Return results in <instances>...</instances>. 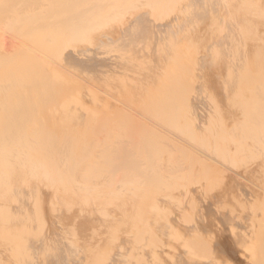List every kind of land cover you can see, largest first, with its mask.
Segmentation results:
<instances>
[{
  "label": "rangeland",
  "instance_id": "374dc122",
  "mask_svg": "<svg viewBox=\"0 0 264 264\" xmlns=\"http://www.w3.org/2000/svg\"><path fill=\"white\" fill-rule=\"evenodd\" d=\"M91 1V0H90ZM107 0H105V1H101V3L102 2H106ZM112 2L114 1V6L112 7L113 9H115L114 7H116L117 5L115 4V3H120V1L122 2V0H118V2H116L117 0H111ZM111 1H109V3L111 2ZM138 2H139V4L141 3L142 5L144 4V2L142 3V1H140V0H137ZM137 1L135 0H132V2H135V3H133V4H136L137 3ZM246 1H248V0H244V3H242L243 2V0L241 1V4H242V7H243V4H245L246 5ZM256 3H255V2ZM259 1V3L257 2V0H253V1H250V2H248V3H250L252 6H253V4L256 6V8H255V6H253V7H250V4H248L247 6L248 7H250V8H252L251 9V11L253 10L254 11V13H259V12H261L262 10L261 9H264V4L263 3H260L261 2V0H258ZM85 0H83L82 1V6L80 7V6H78V7H80L82 10H81V12L82 13H86V12H89L90 10H92L93 11V9L95 10L96 9V5L94 6V8L93 9H90V8H92V6L89 8V10L88 9H85L84 7H83V5L85 4V6H90V5H87V3L88 4H91L92 2H90L89 3V0L87 1V2H85ZM108 2V1H107ZM252 2H254L253 4H252ZM262 2H264V0L262 1ZM100 2H98V4H99ZM103 3V4H104ZM240 3V2H239ZM258 3V4H257ZM97 4V3H96ZM106 4V3H105ZM104 4V5H105ZM108 4V3H107ZM106 4V5H107ZM138 3L136 4V6L137 5H139ZM232 4H238V3H235V2H232ZM240 4V5H241ZM259 4H263L262 6L260 5V7L258 6ZM92 5V4H91ZM94 5V4H93ZM100 5V4H99ZM98 5V6H99ZM104 5H100V7L102 6H104ZM110 5V4H109ZM240 5H238V6H235V7H238V8H240ZM75 6V5H74ZM73 6V7H74ZM120 6H121V3H120V5H118V7L120 8ZM132 6V5H131ZM136 6L133 8L134 10L132 11V13L134 12V14L137 16V18H136V16H134V14H133V16H132V13L130 12V11H127V10H125L124 8H120V9H122V10H118L117 9V7H116V9L115 10H113L110 6H109V8L111 9V11L113 10V15L112 16H114V19L113 18H109L108 16H109V14H107L106 12H108L109 10L106 8V10H108V11H106V10H104L105 12H104V18H106L105 16H106V14L108 15L107 17L109 18L108 19V21H105V20H101V19H103V16H102V14H101V12H103L102 10L100 11V14L98 15L99 17H100V19H98V20H101V26L100 27H97V26H99V23H96L98 20H97V18L96 17H98L97 15H95L96 17V20L97 21H95V23H96V25H94L95 23H93V22H91V19H93V16H92V14L94 15L95 14V11H93L94 13H92L91 11V17H90V15H86L85 14V16H84V14H80L79 13V15H83V17H81L80 16V18H81V20L80 21H85V22H83V25L82 24H80L81 22L78 20L77 22H79V24H80V26H81V28H82V31H80V34H77V32H79L78 30H79V28L80 27H78V25H77V27L78 28H76V25L73 27V28H76L77 29V31H76V29H73V30H75L76 31V33H74V35L73 36H76V34H77V37H78V35H80L79 36V38H77V40H76V38L73 40L72 39V37H70L71 39L69 40V38H68V40H66V41H68V42H66L65 40H63V46L60 48L59 47V49L58 48H55L54 49V51L52 50V51H50V53H47L48 55H49V57H48V55L47 54H45L46 56L45 57H48V58H46L47 60H48V62H49V64H51V65H53L55 62H57V60H59L60 59V61L59 62H61V60L62 59H65V58H67V56H69L70 54V56H73L74 54L75 55H77L78 54V56L82 53V60L83 61H81V62H85V60L84 59H86V61L88 60V57H89V53H91V55H90V58L92 57V59L95 57V56H93V54H95L96 56H98V57H100L99 59L98 58H95V61H94V59H93V62H98L99 64H100V68L97 66L98 65V63H95L96 64V66H95V64H93V62H92V64L93 65H88L87 63H84L83 64V66L85 65V67H87V66H91V67H88L87 68V70H89V71H85L86 69H85V67H83L82 66V64H79L78 65V67L76 66H72V67H69L68 68V72H70V73H68L67 71L65 72V75L64 76H66L65 77V80H64V76L63 75H59L58 76V73H55V71H54V69L52 70V68L51 67H47V70L46 71H48V72H46V74L48 73V75L47 76H49V78L47 77V79L49 80V79H51V77L52 78H54L53 76L56 74V76H58L60 79L59 80H62V78H63V82L64 81H66L67 82V84H71V86L69 85H61V83L63 84V82H60L59 84L62 86V89L60 88V85L59 84H57V83H55V85H53L54 86V91L55 92H57V90H59V91H63L64 92V90H65V92H67L66 93V97H65V95H64V93L62 92V94L61 95H63L62 96V98H61V96H60V98L62 99H60V98H58L57 97V99H58V101H56V102H58V103H63L64 104V99L66 98L67 99V96L68 97H70L69 99H67V100H69V101H72V106L74 107H69L68 105V102H66V100H65V104L67 103V107L65 106H63V104L62 105H56L57 106V113H51L52 111H50V110H53L54 108H55V104H54V102H55V100H52L51 98H53V96L51 95V92H50V94H49V91H47V89H46V92H48L47 94H49V95H51V96H49V98L52 100H50V101H47V100H45V98H44V100H45V103L47 104H49V105H51L52 103L54 104L53 105V109H48V108H51L52 106H50V107H48L47 109H48V111H50V112H47V109L45 108V109H43L45 106H44V100H43V106H42V109H41V105H39L40 106V108L38 107V109H41V111L40 110H38V112H37V114L38 115H36V116H38V117H35V111H36V108H35V106H34V104H41L42 103V101H38L37 100V96L35 97L36 98V100H37V103H35L34 102V99H33V97L31 98V96H30V98H31V100L33 99V102L32 103H34L33 105H31V106H34L33 108H32V110H29V109H31L30 107H29V109H28V113H25V110H23V108L24 109H27L26 108V105H22L21 103L19 104L20 105V107H17L14 103H12V104H14V106H16L17 108H21L22 106H24V107H22L21 108V110L22 111H24V112H22V111H19V115L22 117L21 119H20V121L21 122H23L24 120H23V116H24V114L23 113H25V117H35V119L33 118V119H31L30 120V122H29V119L26 121L25 120V122L24 123H22L23 125V127H21L20 126V128L19 127H17V125L15 124V125H12L11 123L15 120L14 118V120H12L11 121V123H9L10 121H6V123H2V122H5V120L3 119H1L0 121H2V122H0V130L1 131H4V130H2V129H4V128H1V126L2 127H4V126H10V125H12V126H15V127H11V129L10 130H7L6 128L7 127H5V129L7 130H5V132H2L3 134L4 133H7V134H4V137H1L0 138V141L4 138H8V137H5V135L6 136H9V138H8V140L9 139H14L16 136H18V138H20V136L21 135H26V132H27V130H29L27 133L29 134V137L31 136V134L33 133V135L34 134H36V138H35V135H34V137L33 138H35L34 140L33 139H31L32 137H30V139H29V137L26 135L25 137H27V140L28 141H31V140H33V142L31 141V145L30 144H24L23 146H29V148L31 149V150H25L24 152H21V150L23 151V148L24 147H22V149L19 151V147L21 146H18L17 147V150H15V151H17L16 153L15 152H12V155L9 153L10 151H8V153L9 154H7V156L6 155H3V154H5V149H7L6 147L5 148H2L3 150H2V152H3V154L1 153V149H0V153H1V156L0 157H3L4 156V158H3V160H2V158H1V161H0V170H2L1 172H0V264H31V263H29V262H32L33 260H35L34 262H37V260H38V263H36V264H42V263H40V261L41 262H43V264H56L57 263V261L55 262L54 260H57L56 259V257L57 258H59L58 259V262H60V260H61V258L63 259V263L65 264V262H64V260L66 261V258H64V257H67V264L69 263V264H75V263H77V264H264V209H262L264 206V198L262 197V196H264V195H262V194H264V186H262V185H264V138L262 137V136H264L263 134H264V127L262 128V126H264V113H263V110H264V94H263V91L261 92L262 94H260V92L259 91H261V90H259L258 89V85H260V83L262 84L261 85V87H264V72H263V70H264V67H262V66H264L263 65V61L262 60H264V58H262V57H264L263 55H261L260 53H263L264 54V49H263V46L262 45H264V43L262 44V41H264V24H262V21H260L261 23H256V27H258V28H260V29H254V26L255 25H253L252 26V28H248V27H250V25H252V21H251V18L252 17H254V18H252V20L254 21V22H257L258 20H260V19H262L263 20V12L264 11H262V15L263 16H261V14H260V19H259V15H255V14H253V15H255V16H257V18H258V20L257 21H255L254 19H255V16H252V14H250V12L248 13V12H245V14L247 13V14H249L248 16L249 17H251L250 19H249V17H247L246 15H245V17H247V19H249L250 21H251V24L250 23H247V22H245V20L243 19L242 20V22H245L246 24H247V26L244 24V26H245V29L246 30H244L243 29V26L241 25V27H239V28H242L245 32L244 33H246L247 31V34L249 35L248 37H250V35L251 34H253L254 33V31L256 30L257 32L256 33H258L259 31H260V35L259 34H255V36L253 37L252 35H251V37H250V39H246V40H252V43H251V41H245V43H241L242 41H240L241 39H242V37H240L239 39V42L243 45H245L246 44V42H248L247 44H246V46L247 45H249V46H247L246 48V50L244 51V49H245V47L243 48V53L241 52V51H239V49H238V51H235V53H239L240 54V52H241V56H242V54L243 55H245V57L243 56V57H241V56H239V54H238V56H237V54H236V56H232L233 58H237V57H241V59L243 58V60H242V62L244 63L243 65L244 66H246V61L248 60V63H247V65L248 64H251L252 62L254 63V64H252V68H251V66H247L248 68H246V67H244L243 68V70H240V72L241 71H244L245 72V70L244 69H250V71H252V72H254L253 74L254 75H256V76H254L253 74L251 75H248L247 76V74H248V72H247V74H246V72L243 74V75H241V76H247V77H244V78H250V76H252V78H254V80H247V85H248V83H249V87L245 84L244 85V83H246V82H243V79H242V84L244 85V86H247L246 88L244 87V86H242V88H241V86H240V89L238 88V89H236L235 88V86L237 87V85L239 86V84H237V85H235V82L237 81V80H235L234 81V79L233 78H231V76H229L228 75V72H226V70L224 71V72H226V73H224V72H222L223 73V75H224V78H226V76L228 75L229 76V78H228V76H227V80L228 81H230V78L232 79L231 81H232V83H233V81H234V84H232L231 83V87L228 85V84H226V88L223 86V89H221L222 87H220L219 85H217L212 79H209V77L210 76H207L208 78H206V80H207V82H209V83H207V85L209 86V87H207V85L204 87L205 88V93H206V97H207V93H208V91L210 92V94H212V95H210L211 97H214V98H207L206 100L205 99H203L204 97H203V95H204V93H203V95H202V99L201 98H199L198 100L199 101H197V99H195V98H193V93L195 92H197L198 90H200V88H199V86L198 87H196V85H192V87L193 88H195V89H197V91H194V90H192V92L193 93H191V92H189V90H188V92L191 94V96H192V98H190V96L188 97V98H190V99H193V100H195L196 102H199V104L200 105H203L204 104V102L205 103H209V101L210 100H213V102H215L214 101V99L215 98H217L216 99V103H217V105H216V103L214 104L213 102L211 103V104H208V105H204L205 106V108H207L206 110L208 111V107H212V109L215 107V105H216V110H217V108H218V110L221 112L220 114H219V111H218V116L220 115V117H218L217 116V113H216V116H217V118L216 119H214L216 116H214L215 114H214V112L211 114V109L209 110V112H210V114H211V116L213 117L212 119H211V116H210V114H208L207 112H204L203 110H205V108L204 109H202L203 108V106H200L199 104H196L195 102V104H193V100L191 101L190 100V102H192L191 103V105L190 104H188L187 102V96L184 94V93H182V94H184L186 97V99L185 98H182V100H186L187 102H185L186 104H188L189 105V107H185L184 109L182 108V106H184L185 104H182V102L181 103H175V102H173V101H176V100H180L179 99V97L182 95V94H180V96L178 97V99H177V97H176V100H175V98H174V96H173V94H172V98H171V96H170V98L173 100H171L175 105H173V106H175L174 107V109L175 110H177V107H179L180 108V110H181V113L180 114H178L179 112H180V110H177V111H173V112H171V110H174L173 109V106H170L171 104H173V103H171L170 104V99L169 98H166L167 99V101H165V98H163V97H160V96H158V97H160L161 98V100H164L162 103H163V106H161V101L160 102H158V103H155V101L157 102V101H159L160 100V98L157 100H152L153 98H155V94L156 95H159V94H157V93H153V95H154V97H153V95L152 94H150V96L148 97V98H151L149 101V103H151V102H153L154 104H155V107H156V104L159 106V103H160V106L159 107H156L154 110H153V113H152V111H151V117L152 116H156V112H157V114H159V112H160V115H162L161 113V111H156L157 109H159L160 107H162V109H163V107L165 108V110H166V102H168L169 101V103L167 104V105H169V107L170 108H172L171 110H170V108L169 107H167V111H165L164 109L162 110V111H165V112H168V109H169V114L168 113H164L163 112V117L165 118V119H167V120H169V118H172L174 115V119H176L177 120V122H178V117L180 116V119L181 120H179L180 122H178L179 123V125L176 123V125H178V128H180V129H176V131H178L177 133H176V131H174L173 129H174V127H176V126H174L175 125V123H174V125L172 126V128H170L171 126H170V124H172V121H171V123H170V120L168 121V123H170V124H168V126H170L169 127V130H171V131H168V132H166V130L165 129H167V127L166 128H164L165 127V124H163L164 123V121H165V119L163 120V117L162 116H160V115H158L157 116V118H154V119H151V118H149L150 117V113H148L150 110H149V108H148V115H149V117H148V115L146 116H144L143 115V113H142V111H141V109L139 110V108L138 107H143V105H142V103L144 104V102H145V104L146 105H148V100H147V97H146V99H144L145 97H143V100H147V102L146 101H141L142 100V98L140 99V97H142L139 93H138V96H137V93L134 95V96H137L138 98H139V100H136V98L133 100V102L136 100V102L137 101H139V106H135L136 108H138L137 110L134 108V105L132 106H129L130 104H128L129 103V101H130V103H132V100H131V95L129 96V94L128 93H130V92H126V95H127V97L129 96V98H127V99H129V100H127L128 101V103L125 101L126 100V98H125V96H122L121 95V92L119 91L120 89H118L117 90V88H118V86H119V88H122L123 86H126V84H127V86H129V85H139L140 86V83L141 84H143V82L146 80V79H149L150 80V84L152 85V82H153V84L155 83H159V82H154V81H151V80H154L153 78H154V76L147 70V72H145L146 70H143V72L144 73H146L145 74V76H144V78H146V79H144L143 78V76H142V74L141 73H143V72H141L140 73V71L139 72H137L136 70H138V69H132V71H131V68L133 67H137V68H139L138 66H137V64H136V66H133L132 64H135V63H133V62H136V61H138L139 60V62L141 61L140 59H145V55L146 54H148V53H146V52H149V54L150 53H152L153 54V57H152V55L150 54V55H146V57L148 58V59H145V61H146V63H148L149 64V62H153L154 64H152V62L150 63L151 64V66H153V65H155V63H158L159 64V62H160V60L157 58L158 57V55H159V50H158V52H157V56H156V54H154L155 52L154 51H157L156 50V47H154V49L152 50V48L153 47H151V49H150V47L149 46H151V45H148L149 43L148 42H150L151 43V41L153 40L154 41V37H155V35H157L156 33H155V35L153 34V36L154 37H152V34L151 33H153V32H155V31H150V29L148 28V25H151V27H152V23L154 22V24H153V26H157V25H159V24H157V23H159V22H157V21H160V23L162 22V21H164L163 19V16L161 17L160 15V13H161V11H160V13H159V15L157 14V16H160L161 18H163V19H161L160 17V19H157L156 18V14H155V10L154 9H152V7L148 10V9H145V8H147V7H145L144 9H143V7L144 6H141V7H137V9H136ZM174 6V4H172V6L171 7H173ZM247 6H245V8L247 7ZM76 7V6H75ZM74 7V8H75ZM77 7V8H78ZM85 10H87V11H84V9ZM100 7H97V8H100ZM106 7V6H105ZM107 7H108V5H107ZM130 7V6H129ZM128 7V8H129ZM247 7V8H248ZM259 7V8H258ZM263 7V8H262ZM70 9H71V6L69 7ZM140 8H142L144 11H146V12H151V13H147L146 14V18H148L147 17V15L149 16V21L151 20L150 19V17H154V18H156L157 19V21H151L150 23H148V25H147V28H148V30L147 29H144L145 30V32H147L148 34H149V37H151V38H153L152 40L149 38L148 40H151V41H147V39H146V37L148 36V34L146 35V33H144L145 34V39L143 40L144 42L145 41H147V43L148 44H146V43H142V45H147L149 48H148V51H144L143 50V48H145L146 49V47H144V46H142V45H140V41H142V40H140V39H142V37H144V35H143V33L141 32H137L138 34H140L139 36V38L137 37V33L135 32V33H132V34H129V33H127L128 31H126V32H122L123 31V29H126L127 28V26H128V24H129V22L131 23V21L133 22V20H134V22H133V24H135V25H137V22H138V20L140 21V22H138V24L141 26V27H143V26H145V25H143L144 24V21L146 20L144 17H145V15H142L143 16V18H144V20H142L141 21V18H142V16H141V18H140V15L142 14V13H140V12H143V10H141ZM174 8V7H173ZM244 8V7H243ZM253 8H255L256 9V11L259 9V12H256L255 11V9H253ZM258 8V9H257ZM63 9V8H62ZM64 9L65 10H69V9H66V7H64ZM76 9V8H75ZM101 9V8H100ZM132 9V8H131ZM138 9H140V12L138 11ZM152 9V10H151ZM162 9L164 10L165 8H163L162 7ZM168 9V8H167ZM175 9V8H174ZM98 10V9H97ZM125 10V11H124ZM140 13V15L138 16L137 14L138 13H136L137 11ZM159 10H161V9H159ZM159 10L157 11V12H159ZM162 10V13L164 12ZM235 10H237L236 8H235ZM240 9H238L237 11H239ZM246 10V9H245ZM247 10H249V9H247ZM70 11H72V9L70 10ZM114 11H117V12H115L114 13ZM121 13V11H124V12H122L124 15H120L119 14V12ZM172 11V10H171ZM169 12V11H165L164 12V14H165V16L164 17H166L167 16V18H168V16L170 15V16H173V14L175 15V13H173L172 14V12L174 11H172V12ZM176 11H177V9H176ZM65 12V11H64ZM73 12H74V9H73ZM78 12H79V10H78ZM125 12H127V13H125ZM145 12V13H146ZM166 12H168V13H166ZM243 12V11H242ZM241 12V13H242ZM60 13H61V15L63 16L64 15V17H62L64 20H62V21H64L63 22V24L62 23H59V28H60V30L58 29V31H56V29L54 28V30L56 31V33H59V34H61V33H63L64 32V30H69V28H68V26H67V29H66V25L64 24L66 21L68 22H73V23H76V18L74 19V17H76V16H74V17H71L72 16V14H71V16L69 15L70 14V12H65L66 14L67 13H69V14H67V15H69L70 16V18L71 19H69V18H67L68 16L67 15H65V13L63 14V10H62V12L60 11ZM72 13V12H71ZM77 13V12H76ZM111 13H110V16H111ZM128 13H130V15L128 14ZM144 13V14H145ZM153 13V14H152ZM244 13V12H243ZM88 14V13H87ZM115 14L117 15V14H119V17H123V16H127V17H129V19L127 20L126 19V21H125V17H123V20H121V18H118V16H115ZM163 14V15H164ZM60 15V14H59ZM60 15V16H61ZM151 15V16H150ZM155 15V16H154ZM242 15V14H241ZM131 16V17H130ZM243 17H244V14L242 15ZM241 16V17H242ZM85 17V18H84ZM117 17V18H116ZM140 19H139V18ZM61 18V17H60ZM61 18V19H62ZM74 20H73V19ZM88 18V19H87ZM89 18H90V20H89ZM95 18H94V20H95ZM132 18V19H131ZM136 18V19H135ZM256 18V19H257ZM57 19H59L58 17H57ZM60 19V20H61ZM83 19H85V20H83ZM112 19V20H111ZM116 19H118V21H116ZM169 19H171V17L170 18H168V19H166L165 18V21H168ZM246 19V18H245ZM60 20H58V22L60 21ZM66 20V21H65ZM86 20H88V23L86 22ZM110 20V21H109ZM162 20V21H161ZM249 20H248V22H249ZM61 21V22H62ZM91 23H90V22ZM119 21H120V23H119ZM137 21V22H136ZM147 21L148 20H146L145 21V23L147 24ZM148 21V22H149ZM247 21V20H246ZM57 22V21H56ZM100 22V21H99ZM109 23L110 22V24L112 25V24H114L115 23V25L113 26H111V27H115V26H119L120 24V26L121 27H124L123 29H121L120 28V26L119 27H117V28H120V31H119V34L120 35H118V37H117V35L115 34L117 31H118V29L117 30H115L114 31V33H110V31L112 32L113 30L110 28V27H108L109 25H107V24H105L106 26H104L103 24L104 23ZM112 22V23H111ZM118 22V23H117ZM122 22L124 23V22H127V23H124V24H127V26L125 27V26H123L122 25ZM143 22V23H142ZM241 22V23H242ZM253 22V24H255ZM116 23H117V25H116ZM165 23V22H164ZM167 23V22H166ZM263 23H264V21H263ZM56 25H57V23H55ZM54 24V25H55ZM61 24V25H60ZM67 25H68V23H66ZM78 24V23H77ZM85 24H87L86 26H85ZM143 26H142V25ZM243 24V23H242ZM249 24V25H248ZM258 24V25H257ZM55 25V27L57 28L58 27V25L56 26ZM65 25V27H63V26ZM69 25H70V23H69ZM132 25V23L131 24H129V26H131ZM261 25H263V27H261ZM64 28V30H63V28ZM70 26H73V25H70ZM83 26H85V27H83ZM260 26V27H259ZM54 27V26H53ZM104 29H103V28ZM109 29L110 28V30H108L107 28ZM247 27V28H246ZM255 27V28H256ZM62 28V29H61ZM80 28V29H81ZM101 28V30H103V32L101 31V30H99V29ZM145 28V27H144ZM153 28H155V27H152L151 28V30H153ZM52 29V28H51ZM114 29H116V27L114 28ZM142 29V28H141ZM247 29H249V30H247ZM253 29V30H252ZM54 30H50V31H52V32H50V34L51 33H53V31ZM67 30V31H68ZM72 29H71V31H73ZM108 30V31H107ZM143 30V29H142ZM154 30H157V27L154 29ZM241 30V29H240ZM239 30V31H240ZM49 31V30H48ZM99 31V32H98ZM239 31H238V33H239ZM61 32V33H60ZM70 32V31H69ZM74 32V31H73ZM242 32V31H241ZM251 32V33H250ZM56 33H53L52 35H54V34H56ZM72 33V32H71ZM108 35H107V34ZM124 34V36L122 37L121 36V34ZM243 33V34H244ZM261 33H263V36L261 35ZM64 34V33H63ZM99 34V35H98ZM110 34H111V36L112 35H114V36H112V38L113 37H117V40H116V37L114 38V39H112L111 38V36H110ZM135 34V35H134ZM137 34V35H136ZM143 36H142V35ZM240 35L239 36H241V34L242 33H239ZM242 34V35H243ZM57 35V34H56ZM55 35V36H56ZM130 36L129 38L130 39H139V41H138V39H137V41L139 42H136V41H134L133 43H137V44H135V45H139L140 47H138V46H134V44H130V46H134L135 47V49H137V52H136V54L134 55V57H133V53H131L130 54V52H128V51H131L132 49H134V48H132L131 50H129L128 48L130 47H126L127 48V52H128V54L129 55H131L132 57H133V60L131 59V56H130V59L131 60H129V57H128V63H129V61H131L130 63L131 64H129L130 65V67H126V64L125 63H123L122 61H124V62H126L127 61V55L126 54H124V49L125 48H123L122 47V50H123V54L126 56V57H124V55H122V52H121V46H120V48L118 47V43H119V45H122L123 46V44H124V40H125V44L128 46V44L129 43H127V41H126V39L128 38V36ZM244 35H246V34H244ZM243 35V36H244ZM254 35V34H253ZM257 35V36H256ZM54 36V37H55ZM59 36V35H58ZM71 36H72V34H71ZM104 36H108L107 38H105ZM142 36V37H141ZM68 37V36H67ZM110 37V38H109ZM119 37L122 39V41H120V39H119ZM125 37H127L126 39H125ZM137 37V38H136ZM246 37H247V35H246ZM252 37H253V39H252ZM74 38V37H73ZM100 38V39H99ZM124 38V39H123ZM128 38V39H129ZM148 38V37H147ZM243 38H245V36L243 37ZM118 39H119V41H118ZM129 39V40H130ZM258 39V40H257ZM261 41H260V40ZM109 40V42H110V40H112L113 42H110L109 43V45H108V41ZM245 40V39H244ZM37 40H35V41H33L34 43L36 42ZM77 41V42H76ZM107 42V45H108V50L110 49V48H114V50H113V48H112V50H113V53H112V56H110L111 55V52H109V54H107V56H106V52L108 53V50H106L105 52H103L104 53V59H102V61H101V56H102V54H100V51H104V49L105 48H103L104 46H106V45H104L105 43H103V42ZM116 41V42H115ZM255 41V42H254ZM261 42V44L259 43V45H260V47H259V45H258V42ZM30 42L32 43V44H34L32 41H31V39H30ZM65 42V43H64ZM70 42V43H69ZM72 42V43H71ZM80 42V43H79ZM122 42V43H121ZM156 42V41H155ZM155 42H154V44L152 43V46H154L155 45ZM77 43H78V45H80L79 47H77ZM112 43L113 44H116V45H113L112 46ZM130 43H131V40H130ZM250 43V44H249ZM257 45H256V44ZM29 44V43H28ZM68 44H71L70 46L68 45ZM124 44V46H126ZM254 44H255V46H254ZM65 45H66V47H65ZM75 45V46H74ZM101 45H104L103 47L101 46ZM111 45V46H110ZM70 48V51H69V48ZM71 46H72V48H74L75 49V51H74V49H72L71 48ZM74 46V47H73ZM101 46V47H100ZM114 46H116V47H118L119 48V50L118 51H116V49H115V47ZM252 48H251V47ZM65 49H64V48ZM76 47V48H75ZM100 49V51H99V49ZM110 47V48H109ZM138 47V48H137ZM142 47V48H141ZM258 47V48H257ZM261 47H262V51L260 50L261 49ZM63 48V49H62ZM68 48V49H67ZM103 48V49H102ZM106 48H107V46H106ZM248 48H250L249 49V51H248ZM255 48H257V49H255ZM61 49V50H60ZM67 49V50H66ZM81 49V50H80ZM95 49H97V50H95ZM138 49L141 51V49L143 50V53H145V54H143V55H139V56H143L142 58L140 57V59H135V57L136 58H139V57H137V54H139L138 53ZM258 49H259V51H261V52H259L258 51ZM64 50H66V51H64ZM80 50V51H79ZM82 50H83V52H82ZM150 50H152V52L150 51ZM252 50V51H251ZM253 50H255V51H253ZM56 51H58V52H56ZM63 52V54L61 53V52ZM79 51V52H78ZM125 51V52H126ZM135 51V50H134ZM133 51V52H134ZM89 52V53H88ZM99 54H98V53ZM116 54H115V53ZM118 52H120V53H118ZM142 52V51H141ZM246 52V53H245ZM253 52V53H252ZM255 52H257V54H258V57L261 55V57H260V59H262L261 61L263 62H261V61H259V58H258V61L260 62H258L257 61V57H253L254 56V53ZM259 52V53H258ZM52 53V56L50 55ZM59 53V54H58ZM65 53V54H64ZM67 53V54H66ZM70 53V54H69ZM72 53H74V54H72ZM80 53V54H79ZM86 54V56H85V54ZM102 53V52H101ZM234 53V54H235ZM250 53V54H249ZM252 53V54H251ZM62 54V55H61ZM87 54H89V55H87ZM117 54H119L120 56V58L118 57V59L119 60H117V58H116V60H115V56L117 55ZM140 54H142V53H140ZM246 54H248L247 55V57L248 56H250L248 59L246 58ZM257 54H255V55H257ZM260 54V55H259ZM64 55V56H63ZM84 55V56H83ZM108 55H109V58H108ZM128 55V56H129ZM154 55H155V57H154ZM59 56V57H58ZM61 56V57H60ZM63 56V57H62ZM88 56V57H87ZM118 56V55H117ZM58 59H57V58ZM81 57V56H80ZM79 57V58H80ZM105 57H107V60H106V58ZM112 57H114V60L116 61H114V60H112V62H113V64H112V62H110L111 61V59H112ZM124 57V58H123ZM189 57V56H188ZM111 58V59H110ZM122 58V59H121ZM121 59V60H120ZM124 59H126V61L124 60ZM136 61H135V60ZM151 59V60H150ZM254 59V60H253ZM99 60V61H98ZM150 60V61H149ZM156 60V61H155ZM158 60V61H157ZM236 60V59H235ZM237 60L239 61V58H237ZM246 60V61H245ZM253 60V61H252ZM256 60V62H254ZM105 61V62H104ZM117 61H120V62H118L117 63ZM133 61V62H132ZM148 61V62H147ZM155 61V62H154ZM103 62V63H102ZM109 62V63H108ZM241 62V63H242ZM58 63V62H57ZM108 63V64H107ZM114 63H115V65H114ZM118 65H117V64ZM120 63H122V64H120ZM128 63H127V66H129L128 65ZM143 64H144V67L143 68H145L147 65L145 64V62H142ZM142 63H141V65H142ZM259 65H261V66H259ZM262 63V64H261ZM87 64V65H86ZM89 64H91V63H89ZM105 64V65H104ZM111 66H110V65ZM120 64V65H119ZM255 64H257L255 67H254V65ZM73 65V64H72ZM81 65V66H80ZM114 65V66H113ZM125 65V66H124ZM132 65V66H131ZM140 65V66H141ZM146 65V66H145ZM157 65V64H156ZM80 66V67H79ZM94 66V69L92 68ZM103 66V67H102ZM149 66V65H148ZM148 66L146 67V68H148ZM151 66H149V67H151ZM159 66V67H158ZM259 67L258 69L256 68V67ZM108 68L109 70L108 71H110V68L112 69V71H110V73L108 74V72H107V74H108V77L110 76L111 77V74H113L112 76H114V77H111V79L112 78H115L116 77V75L117 74H115V73H119L121 76H123V77H121L120 75H117V77H116V79L117 78H119V79H117V81H119L118 83H120V84H118L117 83V81H114V79H110V77L108 78L107 77V75H106V71H107V69H105V72L103 71V70H99V69H101V68ZM156 67H158L159 69H161L160 68V65H157V66H153V68L152 69H158V68H156ZM119 69V70H117V69ZM141 68H142V66L140 67V69L139 70H141ZM145 68V69H146ZM255 68H256V70H255ZM50 70V73H49V70ZM90 69H91V71L93 72H91L90 71ZM93 69V70H92ZM130 69V70H129ZM149 69V68H148ZM240 69H242V68H240ZM260 69H262V70H260ZM6 70V69H5ZM76 70V71H75ZM123 70H125V71H123ZM129 70V71H128ZM149 70H151V69H149ZM41 71V72H40ZM52 71V72H51ZM54 71V72H53ZM95 71H96V73H95ZM98 71H102L103 73H104V75L102 74V72H101V74H100V72H98ZM114 71H115V73H114ZM120 71H121V73H120ZM128 71V73H123V72H127ZM136 72L134 75H129V73L130 72ZM162 71H163V68H162ZM229 71V70H228ZM247 71H249V70H247ZM38 72V77H40V80H42L41 78L43 77L44 79L46 78V75H44V68L42 69H39V71H37ZM99 74H98V73ZM112 72V73H111ZM153 72V71H152ZM263 72V73H262ZM43 73V74H42ZM52 73H54V75H52ZM75 73V74H74ZM86 73V74H85ZM90 75H89V74ZM95 73V74H94ZM147 73H149V74H151V75H148ZM250 73V72H249ZM260 73V74H259ZM34 74H36V72L34 73ZM34 74H31V77H33V79L34 80H36V79H38V77H36V75H34ZM92 74V75H91ZM98 74V75H97ZM115 74V75H114ZM123 74H125V75H123ZM131 74V73H130ZM225 74H227V75H225ZM242 74V73H241ZM67 75H68V77H67ZM86 77H85V76ZM87 75H88V77H87ZM95 75V76H94ZM103 75V76H102ZM131 76V77H135L136 79H138V80H141V79H143V81H139L140 83L139 84H137V81L138 80H136L135 78H132V79H134V81L131 79V77H129V76ZM144 75V74H143ZM146 75H147V77H146ZM188 75V74H187ZM239 75H240V73H239ZM263 75V76H262ZM28 76V75H27ZM27 76H26V78H27ZM42 76V77H41ZM56 76H55V78H56ZM61 76V77H60ZM97 76H98V78L99 79H101V80H98V81H101V83L100 82H98L97 80H96V78H97ZM102 76V77H101ZM118 76H120V77H118ZM30 76H28V78H29ZM30 77V79L32 80V78ZM83 77V78H82ZM85 77V78H84ZM104 77L107 79V81L109 82L110 80V83H114L115 84V86H116V88H115V86H114V88H115V90H117L116 92H115V94H114V89H113V85L112 84H109L108 82H106L105 80L106 79H104ZM129 77L130 78V81L129 80H127V82H126V84L125 83H123L127 78ZM141 77V78H140ZM150 77V78H149ZM151 77H152V79H151ZM263 77V78H262ZM27 78V79H28ZM68 78V79H67ZM124 78H126L124 81L122 80V79H124ZM211 78V77H210ZM240 78V80H241V77H238V79ZM256 78H257V81L259 80V79H261L262 81H258V82H260V83H258L257 81H255L256 80ZM30 79H28L29 81H30ZM43 79V80H44ZM57 79V78H56ZM71 79H73V80H71ZM76 79V80H75ZM79 81H78V80ZM84 79V80H83ZM90 79V81H88V80ZM209 79V80H208ZM23 80H25V81H28V80H26V79H24L23 78ZM42 80V81H43ZM91 80H92V82H91ZM94 80H96L97 82H95ZM135 80H136V82H135ZM148 80V81H149ZM226 80V81H227ZM28 81V82H29ZM33 81V80H32ZM37 81V80H36ZM44 81H46V80H44ZM69 81V82H68ZM95 83H94V82ZM147 80H146V82H148ZM211 81V82H210ZM228 81H227V83H228ZM245 81V80H244ZM252 81H254V82H252ZM47 82V81H46ZM58 82V81H57ZM104 82V83H103ZM106 82V83H105ZM136 83V84H134V83ZM185 82V84H182V85H180V84H177L178 85V87H180L181 88V86L184 88V85H186V84H188L186 81H184ZM183 82V83H184ZM213 82V84H215V86H213V84H211ZM250 82H251V84L252 85H250ZM257 82V83H256ZM31 83V82H30ZM36 83V82H35ZM65 83V82H64ZM80 83H81V85H80ZM96 84V85H93V84ZM117 83V84H116ZM130 83V84H129ZM145 83V82H144ZM178 83V82H177ZM237 83V82H236ZM239 83H241V81H239ZM255 83V84H254ZM37 84V83H36ZM76 84V85H75ZM78 84L80 85V87L78 86ZM125 84V85H124ZM129 84V85H128ZM154 84V85H155ZM156 84V85H157ZM230 84V83H229ZM256 86L257 85V87H253L254 85ZM59 85V86H58ZM82 85H83V88H82ZM104 85V87L102 88V86ZM108 85H109V88H110V90L113 92H111L110 90V92L108 91V92H106L104 89H106L107 87H108ZM112 87H111V86ZM173 85V86H172ZM171 85V88H170V86L168 87V88H170V89H173V87H174V84H172ZM176 84H175V87H174V90L176 89V88H178V87H176L177 86ZM191 85V84H190ZM190 85H187L188 87L190 86ZM229 87H228V86ZM233 85H235V86H233ZM241 85V84H240ZM56 86V87H55ZM77 86V87H76ZM86 86V87H85ZM100 86V87H99ZM126 86V87H127ZM134 86H131V88H132V90H133V87ZM153 86V85H152ZM168 86V85H167ZM166 86V87H167ZM235 88H233V87ZM36 87V86H35ZM39 87H41V86H39ZM45 87V86H44ZM74 87V88H73ZM79 87V88H78ZM85 87V88H84ZM94 87V88H93ZM125 87V88H126ZM136 87H138V86H136ZM156 87H158V89H160V87L157 85ZM192 87H189V88H191L192 89ZM261 87H260V89H261ZM22 89H23V87H21ZM20 88V89H21ZM46 88V87H45ZM52 88V87H51ZM63 88H64V90H63ZM73 88V89H72ZM77 88H78V90H77ZM112 88V89H111ZM131 88H130V91H131ZM135 88V87H134ZM142 87H139V89H141ZM165 88V87H164ZM164 88H163V91H164ZM179 88V89H180ZM199 88V89H198ZM203 88V89H204ZM215 88V89H214ZM232 88V89H231ZM257 90H256V89ZM2 89V88H1ZM21 89V90H22ZM36 89V88H35ZM43 89V88H42ZM83 89V90H82ZM84 89H85V92H80V91H84ZM108 89V88H107ZM128 89V87L126 88V90ZM137 90H138V88H136ZM136 89H134V90H136ZM142 89H144V88H142ZM166 89V88H165ZM202 89V88H201ZM221 89V90H220ZM234 90V92L233 93H238V94H240V95H236L237 97L239 96V98H241L242 96V94H244V96L246 97V95H247V97L246 98H244V96H243V98L245 99V100H243V102L241 101L240 103H238V105H236V106H240V107H232V112H231V109H230V107L232 106L231 105V103L229 102L230 100H231V102L232 101H234L236 98H234V95L235 94H232V93H230V91H228L230 94H232L233 95V98H232V96L231 95H229V93H227V91L226 90ZM241 89H243V90H241ZM245 89V90H244ZM250 91H249V90ZM255 91H254V90ZM49 90V89H48ZM67 90V91H66ZM75 90H77V91H75ZM80 90V91H79ZM104 90V91H103ZM121 90H123L124 91V89L122 88ZM174 90H173V92H174ZM178 90V89H177ZM183 90H185V88L183 89ZM182 90V91H183ZM237 90H239V91H241V92H243V93H239V92H236ZM262 90H263V88H262ZM34 91V90H33ZM32 91V92H33ZM39 92L40 90H39V88L38 89H36V91L35 92ZM52 92H54L53 91V88H52V90H51ZM57 92L58 93V95H60V93L61 92ZM73 91V92H72ZM100 91V92H99ZM128 91V90H127ZM155 91H156V89H155ZM159 90H157L156 92H158ZM181 91V90H180ZM202 91L203 90H200V93H202ZM203 91V92H204ZM207 91V92H206ZM214 91V92H213ZM254 91V92H253ZM46 92H45V95H46ZM55 92H54V95H55ZM76 94H75V93ZM88 92H89V94H88ZM93 92V93H92ZM133 92V91H132ZM135 92H137V91H135ZM135 92H133V94L135 93ZM169 93H171L170 91H168ZM187 92V93H188ZM216 92V93H215ZM248 92V93H247ZM251 92V93H250ZM41 91H40V93H39V96L41 97L42 95H44V91H43V93H42V95H41ZM74 93V94H73ZM83 95H82V94ZM145 93V92H144ZM160 93V92H159ZM177 93V94H176ZM178 93H179V90L178 91H175V95H177L178 96ZM185 93H186V91H185ZM188 93V94H189ZM227 93V94H226ZM255 93V94H254ZM34 94H36V93H34ZM85 94H87V95H85ZM94 94V95H93ZM105 96H104V95ZM113 94H114V96H113ZM118 94L120 95V96H122V97H124L125 99H122L121 100V97L119 98L118 97ZM123 94V93H122ZM125 94V93H124ZM130 94H132V93H130ZM187 94V95H188ZM250 94V96H248ZM257 94V95H256ZM31 95H33V94H31ZM37 95H38V93H37ZM44 95V96H45ZM81 95V96H80ZM109 95V96H108ZM116 95V96H115ZM198 95L200 96L201 94H199V93H197V97H198ZM38 96V98H39V100L40 99H42V98H40ZM47 96V95H46ZM45 96V97H46ZM93 96V97H92ZM100 96V97H99ZM112 96V97H111ZM134 96H133V98H134ZM209 96V97H210ZM231 96V97H230ZM241 96V97H240ZM65 97V98H64ZM76 97H77V99H76ZM79 97H82V99H83V102H82V99H81V101H79L80 99H79ZM83 97H85V98H83ZM90 97L91 98H94L95 100L93 101L94 103L92 104V101H91V99H90ZM116 97V98H115ZM157 97V96H156ZM157 97V98H158ZM196 97V96H195ZM205 97V98H206ZM250 97H258V99H261L260 100V103H263V109H261L260 107H261V105L259 106V108L260 109H258V112H259V110H260V114L258 115V113L256 114V112H255V117H254V111H256L257 110V108L254 106V108L256 109V110H254L253 112H251V111H249V109H248V105L245 103V101H249L250 99H252L253 101H254V99L255 98H250ZM261 97V98H260ZM30 98L28 99H26V100H30ZM46 98H48V97H46ZM55 98H56V96H55ZM55 98H53V99H55ZM64 98V99H63ZM88 100H87V99ZM109 98V99H108ZM117 98H118V100H117ZM174 98V99H173ZM226 98H228V99H230L229 101H226L225 102V99ZM238 98V99H239ZM71 99V100H70ZM85 99V100H84ZM112 99H113V101H112ZM169 99V100H168ZM238 99H236V102L235 103H237V101L239 102V100ZM247 99H249V100H247ZM257 99V98H256ZM256 99H255V101H256ZM61 100V101H60ZM116 100V101H115ZM124 100V101H123ZM184 100V101H185ZM203 101V102H201V103H203V104H201L200 103V101ZM205 100V101H204ZM209 100V101H208ZM224 100V101H223ZM241 100V99H240ZM251 100V102L253 103V105H258V104H260V103H257V101L254 103L253 101ZM24 101V100H23ZM47 101V102H46ZM60 101V102H59ZM118 101V102H117ZM141 101V102H140ZM207 101V102H206ZM262 101V102H261ZM25 102V101H24ZM31 102H30V104H31ZM73 102H74V104H73ZM90 103V105H88L89 103ZM120 102V103H119ZM126 102V103H125ZM135 102V104H137L138 105V103H136ZM177 102V101H176ZM189 102V103H190ZM229 102V103H228ZM251 102H249V103H251ZM259 102V101H258ZM51 103V104H50ZM78 103V104H77ZM116 103H118V104H116ZM224 105H223V104ZM227 103V104H226ZM242 103V104H241ZM244 103H245V105H247L246 106V108H247V110L249 111V113L250 114H252V116L251 115H249V114H247L248 116H245V118L243 117L244 116V113L245 112H243L242 113V111H241V113H239V112H235V111H238V109L240 108V110L241 109H243V106H245L244 105ZM251 103V104H252ZM257 103V104H256ZM25 104V103H24ZM29 104V105H30ZM48 104H47V106H48ZM71 104V103H70ZM101 107V108H103V106H104V109H101L98 105ZM165 104V105H164ZM178 104H181L180 106L178 105ZM221 104V105H220ZM228 104L229 105H231V106H228ZM234 104V103H233ZM2 105V104H1ZM18 105V106H19ZM27 105H28V102H27ZM28 105V106H29ZM76 105V106H75ZM78 105H80V108L78 107ZM96 107H95V106ZM103 105V106H102ZM142 105V106H141ZM146 105L144 106V107H146ZM211 105V106H210ZM227 105V106H226ZM242 105V106H241ZM3 106V105H2ZM1 106V107H2ZM9 107H10V105H8ZM6 107L5 106V108L3 107V109H8L9 107ZM11 106H13V105H11ZM13 106V107H14ZM46 106V107H47ZM63 106V109L62 108H60V107H62ZM82 106H85V107H83V108H85L84 110H83V108H82ZM88 106H90V107H88ZM108 107V110L107 109H105V108H107ZM110 106H112V108L110 107ZM115 107V109H114V107ZM154 105L151 103V105H149V107H150V109H151V107H153ZM187 106V105H186ZM194 106V107H193ZM218 106V107H217ZM234 106V105H233ZM250 106H252V105H250ZM37 107V106H36ZM91 108V109H88V108ZM201 107V108H200ZM229 107V108H228ZM258 107V106H257ZM60 108V109H59ZM67 108H68V110H67ZM72 109V110H70V109ZM81 108H82V110H81ZM109 108H110V110H109ZM118 108V109H117ZM121 109V111H118V110H120ZM132 108V109H131ZM193 108H194V111H193ZM197 108V110H195ZM200 108V109H199ZM225 108L228 110L227 112H229L230 111V113H227L226 111H225ZM237 108V110H235ZM245 107H244V109H246ZM249 108H252L253 109V107H249ZM35 109V111H34V114L32 113L33 112V110ZM64 109H65V115L64 116H69L70 117V115H69V113H72V111H73V114L71 115V117L72 116H74L75 117V114L77 115V119L80 117L81 118V120L80 119H78V120H76L75 118H73L72 117V119H71V117L68 119V116L67 117H65V118H63V115H60V113L59 112H61V111H63L64 112ZM77 109V111H75ZM80 109V110H79ZM93 109H95L94 111H93ZM100 109V110H99ZM112 109V110H111ZM117 109V110H116ZM130 109V110H129ZM144 109V108H143ZM147 109V108H146ZM146 109H144V110H146ZM252 109H250V110H252ZM59 110V111H58ZM86 110H89V112L88 113H86L85 114V116L83 117V115H84V112H87ZM90 110H92L93 112H96V113H93V115L90 113ZM102 110V111H101ZM106 112H105V111ZM135 110V111H134ZM143 110V111H144ZM185 110H190V112L188 111V112H185ZM216 110H214L215 112H216ZM235 110V111H234ZM262 110V111H261ZM29 111H30V113H29ZM47 112V113H44V112ZM67 111V112H66ZM71 111V112H70ZM80 111H83V112H80ZM99 111H100V113H99ZM109 111V112H108ZM111 111V112H110ZM113 111V112H112ZM118 111V113H116ZM123 111V112H122ZM126 111V112H125ZM137 111H141V112H137ZM155 111V112H154ZM198 113H197V112ZM203 113H202V112ZM213 111V110H212ZM244 111V110H243ZM55 112V111H54ZM69 112V113H68ZM80 112V113H79ZM101 112H104V113H101ZM115 112V113H114ZM121 112V113H120ZM133 112V113H132ZM171 112V113H170ZM201 112V113H200ZM226 112V113H225ZM233 112H235L236 113V115H235V113H233ZM16 113H18V112H16ZM14 114V117L17 115V114ZM20 113H22L23 114V116L20 114ZM48 113H50V114H56L55 115V118H53L54 117V115H53V117H52V115H50V114H48ZM59 113V115H57ZM66 113H67V115H66ZM77 113H79V114H77ZM83 115H82V114ZM112 115H111V114ZM131 113V114H130ZM139 113H140V115H139ZM142 113V114H141ZM146 113V112H145ZM184 113H186L187 115H191V117H192V119H194V120H192L191 119V117H190V115H189V117L187 116V115H185ZM206 113V114H205ZM225 113V114H224ZM232 113H233V115L234 116H232ZM26 114H29V116L28 115H26ZM45 114V115H44ZM47 114H48V116H47ZM62 114V113H61ZM82 115V117H83V119H82V117H81V115ZM88 114H90L91 116H90V118L92 119L93 118V116H94V114H96L97 115V118H99L98 120H96V115L94 116V118H95V121L96 122H94V120H86V119H90V118H88V117H86V115H88ZM105 114V115H104ZM116 114V115H115ZM118 114V115H117ZM124 114H125V116H124ZM133 114H135V115H133ZM178 114V115H177ZM222 114V115H221ZM227 114H228V116H227ZM246 114V113H245ZM18 115V116H19ZM78 115H80V116H78ZM104 115V116H103ZM108 115H109V117H108ZM110 115H111V117H110ZM120 115V116H119ZM129 115H130V118H133V116L134 117H136V118H133V119H130V120H134L133 122L135 123H133L132 121H129L130 123H131V125L129 124V123H125V121H128L129 119H127V118H129ZM132 115V116H131ZM173 115V116H172ZM223 115H225V116H223ZM237 115H239V116H237ZM258 115V116H257ZM41 116H42V118H41ZM44 116H47L46 118V120H44L45 119V117ZM59 116V117H58ZM89 116V115H88ZM103 116V117H102ZM119 116V117H118ZM124 116V117H123ZM188 117L187 118V120H186V117ZM227 116V117H226ZM232 118H231V117ZM235 116H236V120L234 119L235 118ZM250 116V117H249ZM261 116V117H260ZM3 117H4V115H3ZM3 117H0V118H3ZM25 117H24V119H25ZM43 117H44V119H43ZM51 118V119H49V120H56V121H58V119L59 120H61L60 121V124L62 123L63 124V127H64V130H65V124L66 125H68L69 124V122H70V124H69V126H72V127H75L76 128V126H78L77 125V122H78V124L80 123V121H81V123H82V121L83 120H85V121H87L88 123H90L91 121L92 122H94V124H93V126H92V122L90 123V124H88L89 125V127H87L88 125H85L84 126V124H87V123H84L83 122V126H82V128L83 127H87L88 129H89V131H88V129L86 130V129H82V133H85V131H87L86 133H85V138L83 139L82 137H80L81 136V134H80V132L79 133H75V134H73V137L74 136H77L78 135V138H79V140L80 141H78L79 143H74L73 144V138H72V136H68V138L69 139H71L72 138V141L73 142H71V141H67L68 139H66V141H64L63 140V138H65L64 136H60L61 138L60 139H58L59 138V135L61 134V135H63V134H65L64 133V131L62 130V132H61V127H60V124H59V122L57 123H55V121L54 122H52V124H54L55 123V125L56 124H58L57 126H55V125H53L54 127H56L57 128V130L56 129H54L53 128V126H52V124H48V123H45L44 121H47V122H49L48 121V118ZM57 117H58V119H57ZM61 117H62V119H61ZM85 117H86V119H85ZM102 118V121H101V118ZM115 117V118H114ZM141 117V118H140ZM148 119H147V118ZM161 117H162V119H161ZM194 117V118H193ZM226 117V119H224ZM249 117V118H248ZM257 117V118H256ZM16 118V117H15ZM20 118V117H19ZM37 118V119H36ZM103 118H104V120H103ZM108 118V119H107ZM114 118V119H113ZM121 118V119H120ZM184 118V119H183ZM202 118H204V119H202ZM206 118V119H205ZM209 118V119H208ZM221 118H222V120H223V123H224V125L222 124V122H221ZM256 118V119H255ZM17 119V118H16ZM44 121H43V120ZM65 119H67V122H68V124H67V122L65 121H63V120H65ZM73 119H75V121L76 122H74L73 121ZM118 119V120H117ZM124 119H126V120H124ZM140 120V121H142L141 123H142V125H140V127H139V123H140V121L139 122H137L138 120ZM146 119V120H145ZM155 119H156V121H155ZM190 119V120H189ZM203 121H202V120ZM211 119V120H210ZM220 119V120H219ZM228 119H231V121H229V122H227V121H225V120H228ZM235 121H234V120ZM247 119V120H246ZM261 119V120H260ZM8 120H10V119H8ZM34 120H36V121H34ZM41 120V121H40ZM73 122V123H75V124H71V121ZM109 120V121H108ZM136 120V121H135ZM162 120V121H161ZM173 120V119H172ZM199 120V121H198ZM202 122H204V120L206 121V123H202ZM214 120V121H213ZM250 120V121H249ZM19 121V119H18V122H20ZM33 121V122H32ZM40 121V122H39ZM50 121V122H51ZM115 123H114V122ZM123 121V123H121ZM148 121V123H146ZM151 121H153V123L151 122ZM182 121V122H181ZM189 121H192V124L190 123V125H192L193 126V129H195V130H190L189 129V132H186V130L188 131V125H186V123L188 122L189 123ZM196 121H198L199 123H200V125H199V123L198 122H196ZM209 121V122H208ZM210 121H212L211 123H210ZM218 122V124H217V122ZM233 121V122H232ZM17 122V121H16ZM16 122H13V123H16ZM42 122V123H41ZM49 122V123H50ZM64 122V123H63ZM97 122H100L99 123V127L100 128H96V127H98L96 124H97ZM107 122V123H106ZM118 122V123H117ZM151 122V124L153 125V127L151 126V124H149ZM167 121H165V123H166ZM173 122H175L174 120H173ZM226 122H227V125H226ZM232 122V123H231ZM8 123L10 124V125H8ZM29 123H32V126L33 127H31V124H29ZM44 123H45V125L46 126H50L51 125V127H52V129H54V130H56V131H58V130H60V131H58L59 132V135H58V133H56L55 132V134H57L56 135V138L58 139V140H54V139H52V138H55V136L53 137H51V135H55V134H50V133H52V132H50V131H48L49 130V126H48V130L47 129H42L45 125H44ZM81 123H80V125L78 126L79 128H80V126H81ZM96 123V124H95ZM104 123H105V125H104ZM127 124V125H123V124ZM146 123V124H145ZM155 123H156V125L157 126H155ZM197 123V124H196ZM208 123H209V126H208ZM213 123V124H212ZM219 123L222 125H220L221 126V128H223V130H221V129H218L217 128V126H219ZM5 124V125H4ZM7 124V125H6ZM17 124H19V123H17ZM37 124V125H36ZM62 124H61V126H62ZM113 124V125H112ZM120 125L119 127H118V125ZM132 124H133V126L135 127L136 126V124L138 125V126H136L135 127V130H134V128L132 127ZM148 124V125H147ZM160 124H161V126H160ZM183 124V125H182ZM193 124H195L196 126H194ZM204 126V127H202V125ZM207 124V125H206ZM230 124H232V125H230ZM236 124V125H235ZM262 126H261V125ZM20 125H21V123H20ZM38 127L39 125H40V127H38V128H36V126ZM41 125H44V126H41ZM73 125H75V126H73ZM103 125H104V127H105V129H104V127H103ZM130 125V126H129ZM162 125H164V126H162ZM184 125H185V127L186 128H184ZM215 127H214V126ZM226 125V126H225ZM229 125H230V127H229ZM27 126V127H26ZM30 126V127H29ZM45 126V127H46ZM92 126V127H91ZM96 126V127H95ZM144 126V128L145 129H143V131H142V134H141V132H140V134H141V137L139 136V135H137V136H139V137H132V136H134L135 134H139L138 133V131H140V130H138L139 128L142 130V128L141 127H143ZM183 126V127H182ZM191 126V127H192ZM206 126V127H205ZM232 126V127H231ZM16 127H17V129H16ZM71 127V128H72ZM78 127H77V129H76V131L78 132V131H80L79 129H78ZM93 127H95L94 129H93ZM103 127V128H102ZM117 127V128H116ZM121 127V128H120ZM126 127H128V128H130V127H132L133 128V130H130V129H132V128H130L129 130H128V128H126ZM147 127V128H146ZM156 127V128H155ZM161 127V128H160ZM195 127V128H194ZM200 127H201V129H200ZM209 127H210V129L212 130V128L214 129V131L213 132H211V130L209 129ZM228 127V129H226ZM241 127V128H240ZM10 128V127H9ZM8 128V129H9ZM19 128V129H18ZM30 128H31V130H32V128H33V130L35 129V131H36V133H34L33 131H31L30 130ZM60 128V129H59ZM74 128V129H75ZM113 128H115V129H113ZM118 128H119V130H121L122 131V129H124V128H126L127 130L125 131V130H123L122 131V134L124 133L125 134V132H127L128 133V135H130V137H131V139H135L137 142H140V143H138V145H137V143H136V141L133 139L132 141L133 142H135V144L132 142V141H129L130 140V138H129V136L127 135V134H125L129 139H126L125 138V140L127 141V143L128 144H126L128 147H130V145H131V147L130 148H128L127 146H126V148H125V146L123 147L122 145H120V143H122V144H125L126 143V141L125 140H122V141H120V137L121 136H123V135H119V134H121L120 132L121 131H119L118 130ZM150 128V129H149ZM164 128V129H163ZM182 128V129H181ZM203 128V129H202ZM215 128H217V129H215ZM244 128V129H243ZM251 128V129H250ZM255 128V129H254ZM258 128V129H257ZM38 129H40V130H38ZM67 130H68V127L66 128ZM73 129V132L72 133H74V130ZM94 131H96V129H99L100 131H98V132H100V133H98V132H95V134H96V136H95V134H94V132H93V130ZM148 129V130H147ZM154 129V130H153ZM159 129V130H158ZM161 129H163V130H161ZM235 129V130H234ZM261 129V130H260ZM41 130H47V135H49V137H50V139L49 140H52V142H55V141H58L59 142V144L60 143H62L63 141H64V143H66V142H68V145L70 144V142L72 143V145H75V149H76V144H78L79 146V148L77 149V151L75 150V151H73V152H68V149H66L68 146L66 145V144H64V143H62V144H64L63 146H62V144H61V150L59 149H57V146H55V144L54 143H51V144H49L48 143V138L49 137H47V135H46V137H47V139L45 140V141H47V142H44V139L46 138H40V137H44L43 135H45V134H43V135H41L42 133V131ZM66 130V131H67ZM83 130H85V131H83ZM91 130V131H90ZM103 130V131H102ZM106 130V131H105ZM114 130V131H113ZM116 130V131H115ZM136 130H138V131H136ZM146 130H147V132H146ZM153 130V131H152ZM183 130H185V133H182L183 132ZM203 130V131H202ZM221 130V132H219ZM226 130V131H225ZM230 130V131H229ZM241 130V131H240ZM253 130V131H252ZM256 130V131H255ZM26 131V132H25ZM41 131V132H40ZM72 131V130H71ZM70 130H69V132L67 133L66 132V134H68L69 135V133L71 132ZM110 131V132H109ZM117 131H119V132H117ZM130 131H132V132H130ZM133 131H136V133L134 134L133 133ZM156 131H159V132H162V134H161V136H160V138L162 137V136H165V134H166V139H168L167 137H169V139L171 140V142H172V145H171V142L170 141H167V140H165V137H164V139L163 140H165V141H167L166 143H165V141L163 142V144H162V146H159L160 145V143H154L155 142V139L153 140L152 139V137H156V135H155V133H156ZM181 131V132H180ZM205 132V134L206 133H208L207 131H209V133H208V135H205L204 136V133L202 134V132ZM216 131V132H215ZM224 131V132H223ZM234 131V132H233ZM243 131V132H242ZM32 132V133H31ZM88 132H89V135H88ZM119 133L118 135H119V138H117L118 137V135H116V133ZM144 132V133H143ZM148 132L150 133V134H148ZM191 132V133H190ZM192 132H193V134H192ZM194 132H196V133H194ZM1 133V132H0ZM23 133V134H22ZM31 133V134H30ZM45 133V132H44ZM54 133V132H53ZM72 133H70V134H72ZM102 133H103V135H102ZM106 133H108V134H106ZM113 133H115V134H113ZM131 133H133V134H131ZM152 133H154V135H152ZM165 133V134H164ZM168 133V134H167ZM182 133V134H181ZM198 133V134H197ZM243 133V134H242ZM257 133V134H256ZM261 133V134H260ZM21 134V135H20ZM77 134V135H76ZM88 136H87V135ZM150 137H148L147 135ZM158 134H160V133H158ZM200 134H201V138H200ZM211 136H210V135ZM32 135V136H33ZM80 135V136H79ZM91 135V136H90ZM99 135V136H98ZM108 135V136H107ZM111 135V136H110ZM116 135V136H115ZM124 135V136H125ZM132 135V136H131ZM196 135H198V137L196 136ZM212 135H215V136H213L212 137ZM218 135V136H217ZM21 137V138H25V137ZM82 136H83V134H82ZM87 136V137H86ZM123 136V137H124ZM125 136V137H126ZM136 136V135H135ZM159 135H157V140L159 139V137H158ZM191 136V137H190ZM205 137V138H202V137ZM103 137V138H102ZM104 137H105V139H104ZM148 137V139H146ZM173 137V138H172ZM187 137V138H186ZM193 137V138H192ZM194 137H196V138H194ZM213 139H212V138ZM224 137H226L225 139H224ZM17 137L15 138V139H18ZM41 140H40V139ZM66 138H67V136H66ZM76 140L75 141H77V137H74ZM90 138V139H89ZM100 138V139H99ZM113 138H115V139H113ZM122 138V137H121ZM139 140H138V139ZM199 138V139H198ZM252 138H253V141H252ZM254 138L256 139V140H254ZM257 138H258V140H257ZM61 139H62V142H60L61 141ZM82 139V140H81ZM92 139V140H91ZM111 139V140H110ZM145 139V140H144ZM175 139V140H174ZM178 139V140H177ZM184 139V140H183ZM202 139V140H201ZM41 141L39 144H41V143H43L44 142V144L45 143H48V147H50V146H52V147H56L55 149H56V152H58V154L60 153L59 151H62L61 152V154L59 155L60 157H57L58 155H55V152H54V154L53 155H55L59 160H61V162H63V160L65 159V158H69V156H70V158H71V156H73L74 157V155H77L78 156V154H81V152L83 153L84 151L83 150H81V151H79L80 149H84V148H86V149H89L90 147L92 148L93 146V150L90 148V150H87L86 151V149H85V152H88L89 153V151H94L95 149V152L92 154V153H90V154H86V155H88V156H84L85 154H81L80 156H82L83 155V158L84 157H88L87 158V160L88 159H90L91 160V158L93 159V163L94 162H96V159L98 160L97 162H96V164L94 165L93 163V165L91 166V164H90V166H88V163H86V165L85 166H87V168L86 167H84V165H82V164H85L83 161L81 162V160H84L85 161V159L86 158H81V160H80V162L78 163V164H76L77 162H78V159H80V157H78V159L75 161L74 160V158H73V160H74V162H76V163H74V162H72V160H70V162L69 161H65V162H63V164H64V166H65V168L67 167V165L66 164H68V166H70L71 164V168L74 166V164H76L79 168H80V165L82 166V167H84L83 168V170H82V175H80V174H77V175H80V177H78L79 179L81 178V180H82V182L84 181L85 182V184H83L81 181H78V185L75 183V182H77L74 178V180H75V182L74 181H71V183L72 182H74L75 183V186L73 185V183H72V185L74 186L73 188H72V186L71 185H68L69 183H70V181L68 182V180H72V177H70V179H69V177L67 178V176H69V175H67L66 174V170H67V168L65 169V168H63L64 166L61 164V162H59V160H57V158H53V160L52 161H54V163H55V160L54 159H56V161H58V163H57V165L55 166V164H52L53 162L51 161V160H49V161H51L50 163H48V161L45 159L47 156L46 155H48L49 154V152H47L46 154H45V156H44V154L42 155V150H45V152L46 151H49V149L50 148H48L47 150H46V148L45 147H43V145H42V147L43 148H45V149H40L41 148V146L37 143V142H39V141ZM43 140V141H42ZM93 140L95 141L94 143H93ZM112 140H114V141H112ZM151 140H153V142L151 141ZM175 142L176 140V143H174L173 141ZM183 140V141H182ZM205 140V141H204ZM206 140H208V141H210V143L208 142V141H206ZM249 140V141H248ZM28 141H26L27 143H28ZM107 141V142H106ZM110 141H112L111 143H110ZM192 142V143H190V142ZM195 141H196V143H195ZM205 143H208V146L206 145V143L204 144L203 142ZM238 141H239V143H238ZM262 141V143H260ZM25 142V143H26ZM49 142H51V141H49ZM89 142H91V143H89ZM109 142V143H108ZM124 142V143H123ZM170 144H169V143ZM197 142H199V143H197ZM215 142V143H214ZM234 142V143H233ZM241 142H242V144H241ZM247 142V143H246ZM252 142H253V145H250V144H252ZM30 143V142H29ZM85 143L88 145V147L85 145ZM115 143H117L118 144V146H120V149H121V146L123 147L122 149L124 150V152H122L123 150L121 149V150H119V152H118V150H117V148L115 147L117 144H115ZM133 143V144H132ZM184 143V144H183ZM212 143V144H211ZM244 143V144H243ZM250 143V144H249ZM0 146L1 147H3V145H2V142H0ZM33 144H35V147H34V145ZM58 143L56 142V145H57ZM105 144H108V146H109V148L112 146V148H114L113 150H112V148H105L104 147V145ZM112 144V145H111ZM151 144V145H150ZM179 144V146L177 147V145ZM194 144H195V146H194ZM197 144V145H196ZM210 144V145H209ZM225 144V145H224ZM234 144H235V146H234ZM248 144V145H247ZM258 146H257V145ZM39 145V146H38ZM54 145V146H53ZM111 145V146H110ZM115 145V146H114ZM134 145H137V146H134ZM170 145H171V147H170ZM223 145V146H222ZM238 145V146H237ZM245 145V146H244ZM247 145V146H246ZM106 146V145H105ZM107 146V147H108ZM114 146V147H113ZM117 146V147H118ZM138 146L140 147V148H138ZM175 146V150L173 149V147ZM196 146H198L197 148H195ZM218 146V147H217ZM225 146V147H224ZM226 146H227V148H226ZM232 146V148H230ZM250 146V147H249ZM254 146H256L255 148H254ZM16 147V146H15ZM47 147V146H46ZM65 147V148H64ZM72 146L70 145L69 146V148H71ZM82 147V148H81ZM100 147H102V148H100ZM177 147V148H176ZM180 147V148H179ZM189 147H191V148H189ZM200 147V148H199ZM213 147H215V148H218L217 150L216 149H214ZM221 148V150L222 151H220V148ZM244 147V148H243ZM10 148H12V147H10ZM28 148V149H29ZM36 150H35V149ZM38 148H39V150H40V152H39V150H38ZM59 148V147H58ZM73 148V147H72ZM133 148H135V149H133ZM172 148V149H171ZM188 148V149H187ZM199 148V149H198ZM223 148H224V150H223ZM52 149V148H51ZM101 149L103 150V154L100 152L101 151ZM119 149V148H118ZM129 149H131L130 150V152L131 153H128L129 155L130 154H133V155H131V158H129V156H128V154H127V157L129 158V160H128V164L126 163V154H125V152H129ZM194 149V150H193ZM210 149V150H209ZM226 149V150H225ZM230 149V150H229ZM261 149V150H260ZM8 150V149H7ZM53 150V149H52ZM58 150V151H57ZM64 150V151H63ZM65 150H67L66 151V153H65ZM71 150V149H70ZM69 150V151H70ZM100 150V151H99ZM115 150V152H114V154H115V157H114V155L112 156V157H114V158H111V157H109V154L110 153H106V152H112V151H114ZM133 150V151H132ZM200 152H199V151ZM207 150V151H206ZM211 150H213L212 152H211ZM219 150V151H218ZM11 151H12V149H11ZM30 151H32V152H30ZM51 151V150H50ZM72 151V150H71ZM98 151V152H97ZM198 151V152H197ZM215 151V152H214ZM231 151V152H230ZM235 151V152H234ZM34 152V153H33ZM36 152H37V154H36ZM52 152V151H51ZM50 152V153H51ZM80 152V153H79ZM124 154L123 155V157H121V158H123V160H125V162L121 159L120 160V154H122V153ZM205 152V153H204ZM207 152H208V154H211V156L210 155H208L207 154ZM218 152V153H217ZM223 152V153H222ZM229 154V155H227V153ZM13 153H15V154H13ZM32 153V154H31ZM40 153H41V155H40ZM53 153V152H52ZM99 153L100 154V156L102 157V155H103V157L101 158L99 155H97V154ZM117 153V154H116ZM120 153V154H119ZM194 153H196L197 154V156H198V158H197V156H196V154H194ZM214 153H215V155H214ZM225 153V154H224ZM231 153V154H230ZM20 154H21V156H20ZM22 154H24V155H22ZM35 154V155H34ZM39 154V155H38ZM66 154V155H65ZM102 154V155H101ZM104 154H107V155H104ZM118 154H119V156H118ZM199 154H200V156H199ZM218 154V155H217ZM222 154V155H221ZM254 154V155H253ZM3 155V156H2ZM25 155H27L26 157H25ZM32 156V158H31V156ZM50 155V154H49ZM98 157H97V156ZM111 155H112V153H111ZM118 157H117V156ZM195 155V156H194ZM206 155V156H205ZM28 156H30V162L31 161H33L32 159H33V156H38L37 158H35L34 159V163H37L36 162V159H38V160H40V158L42 157L43 159H41L40 160V162H39V166H35L34 164V166L35 167H37V169H38V167H40L41 165V169L40 170H36L35 172L36 173H39L38 171H41V170H43L44 171V167L46 166L45 164H48V165H52L53 166V168H54V170L56 169V167L59 165V166H61L62 168H60L59 166V168L57 167V169H58V173L60 172V170L63 172L62 174H61V176H63L62 178L63 179H65L66 181H63L64 183H67V184H65L66 186H68V188L70 187V190L71 189H73V190H71V191H69V189L67 188V189H65L66 188V186H64V184H63V182H61V185L63 184V186L64 187H60L61 188V190L59 191L57 188H59L58 186H59V182L61 181V180H59L58 179V176L57 177H52L51 176V173L50 174H48V176H46L47 174L46 173H42L43 175H45L46 176V178L44 177V178H40L42 175H41V173H39L40 175H33L34 173V171H32V175H30L31 177H29V175L28 174H30V168H32V167H34V166H32V167H30L29 168V166L27 167V165H29L30 164V162H28V160H29V157ZM77 156H75V157H77ZM90 156H91V158H90ZM95 156H96V158H95ZM106 156H108V157H106ZM217 156V157H216ZM228 156V157H227ZM238 156V157H237ZM260 156V157H259ZM8 158V159H5V158ZM53 157V156H52ZM209 157V158H208ZM212 157V158H211ZM214 157V158H213ZM230 157V158H229ZM234 157V158H233ZM261 159H259V158ZM49 159L51 158V156L50 157H48ZM68 158H67V160H68ZM101 158V159H100ZM107 158H109V160L107 159ZM192 158H195V160L193 159L192 160ZM201 158V159H200ZM226 158V159H225ZM247 158H249V159H247ZM5 159V160H4ZM13 159H15V161L14 162H16V160H17V162L18 161H20L19 163L21 164V166H19V164H18V166L17 165H15L16 163H12V162H10L11 160L13 161ZM26 159H27V161H26ZM45 159V162L44 161H42V160H44ZM72 159V158H71ZM103 159H106V160H103ZM119 159V160H118ZM188 159V160H187ZM215 159H216V161H215ZM219 159H220V161H219ZM222 159H224V160H222ZM8 162H7V161ZM10 160V161H9ZM21 160L23 161V162H21ZM95 160V161H94ZM113 160V161H112ZM186 160L188 161V162H186ZM208 160H209V162L210 163H208ZM213 160V161H212ZM237 160V161H236ZM47 161V162H46ZM104 161H107V162H105V164H103L104 163ZM110 161V162H109ZM119 161V162H118ZM121 161H123V163H126L127 164V166H126V164H122V162ZM136 161V162H135ZM207 161V162H206ZM236 161V162H235ZM250 161V162H249ZM257 161H258V163H257ZM3 162H6V165H5V163H3ZM10 162V163H9ZM26 162H28V164H26ZM41 162H43L41 165H40V163ZM72 162V163H71ZM86 162V161H85ZM88 162L90 163V161L88 160ZM91 162H92V160H91ZM113 164H112V163ZM117 163V164H115L114 165V163ZM121 162V163H120ZM129 162H131V163H129ZM133 162H134V164H133ZM198 162H201V163H198ZM234 162H235V164H234ZM8 163H9V165H8ZM12 163V164H11ZM69 163H70V165H69ZM74 163V164H73ZM118 163H120V164H118ZM239 163V164H238ZM261 163H262V166H261ZM3 164L5 165V166H8V168L10 167V169H8L7 167L5 168V166L3 167ZM11 164V165H10ZM25 164H26V166H25ZM61 164V165H60ZM100 164V165H99ZM130 164V165H129ZM211 164V165H210ZM225 164V165H224ZM260 164V165H259ZM17 166V168L15 167H13V166ZM44 165V166H43ZM75 165V166H76ZM113 165V166H112ZM206 165H208V167L206 166ZM215 165V166H214ZM228 165V166H227ZM257 165H259V166H257ZM11 166H12V168H11ZM23 166V167H22ZM24 166H25V168H28V170L27 169H24V170H22L23 168H24ZM52 166L50 167L51 169H52V173H54V171H53V168H52ZM97 166V167H96ZM102 166V167H101ZM104 166V167H103ZM202 166V168H200ZM205 166L207 167V168H211L210 170L209 169H207V168H205ZM212 166V167H211ZM251 166V167H250ZM255 166V167H254ZM47 167V169H48V167L49 166H46ZM45 167V168H46ZM76 168V169H79V168ZM89 167H90V169H89ZM96 167V168H95ZM204 167V168H203ZM229 167V168H228ZM20 168V169H19ZM50 168H49V170H50ZM71 168L69 167V170L68 171H74V168L75 167H73V170H71ZM85 168H86V170H85ZM104 168V169H103ZM109 168H112L111 170H109ZM189 168H190V170H189ZM213 168V169H212ZM228 168V169H227ZM232 168V169H231ZM250 168V169H249ZM251 168H252V170H251ZM258 168V169H257ZM15 169H17L15 172L17 173V172H19L18 174H15V173H13V170H15ZM60 169V170H59ZM62 169H64V170H62ZM75 169V170H76ZM81 169L82 168H80L79 170L81 171ZM96 169V170H95ZM203 169H205V171H203L202 173L205 175H203L202 173H201V171L203 170ZM245 169V170H244ZM256 169V170H255ZM261 169H263V171H261ZM6 170L8 171V170H10V171H8V172H6ZM12 170V171H11ZM27 170V171H26ZM32 170V169H31ZM34 170H35V168H34ZM89 170H91L90 172H88ZM106 170V171H105ZM107 170H109V172L107 171ZM194 170V171H193ZM208 170H209V172H208ZM246 170H247V172L248 173H246ZM257 170H259V171H257ZM4 171H5V173H4ZM47 171V170H46ZM57 171V170H56ZM55 171V173H56V175H58V173ZM79 171V172H80ZM193 171V172H192ZM221 171V172H220ZM223 171V172H222ZM252 171V172H251ZM258 173V175H257V173ZM261 171V172H260ZM9 172H11L9 175V177H8V179H2L3 178V176H7V174L9 173ZM45 172V171H44ZM47 172H49V171H47ZM64 172H65V175H63L64 174ZM87 172V173H86ZM108 172V173H107ZM192 172V173H191ZM244 172V173H243ZM26 173V174H25ZM54 173V174H55ZM69 173V172H68ZM76 173H78V170L76 171ZM91 173V174H90ZM119 173V174H118ZM228 173H230V174H228ZM238 173V174H237ZM249 173H251L250 174V176L251 175H253L252 177H250V176H248L249 175ZM70 174V173H69ZM71 174H73V175H75V173H71ZM108 174V175H107ZM124 174V175H123ZM128 174H129V176H128ZM184 174V175H183ZM208 176H207V175ZM219 174V175H218ZM225 174H226V176H225ZM259 174H260V176H259ZM3 175V176H2ZM16 175V176H15ZM55 175V176H56ZM77 175H76V179H78L77 178ZM186 175V176H185ZM190 177H189V176ZM215 175V176H214ZM227 175H228V178H225V177H227ZM238 175V176H237ZM244 175V176H243ZM21 176V177H20ZM35 176H37V178H38V180H37V178L35 177ZM65 176V177H64ZM84 178H83V177ZM91 176H92V178H91ZM183 176V177H182ZM204 176V177H203ZM248 178H247V177ZM260 178H259V177ZM13 179L14 178V180H10L11 178ZM43 177V176H42ZM51 177H52V179L54 180V181H56V182H58L57 184H56V182H55V184L56 185H58L55 189L56 190H58L57 192H56V190L54 191V190H52L53 188L52 187H55V184H54V186H51V184H49L50 186H51V188L52 189H50V187H48V185L46 186L45 184H43V182H42V180H44V183H46L47 184V182H50V180H51ZM127 178L125 181H126V183L127 182H129L128 184H130V185H128V186H126L127 184L125 183V182H123L124 184H126L125 185V187H127V189H124V188H122V187H119L118 186V184H119V182L121 181L120 180V178L122 179V178ZM132 177V178H131ZM216 177V178H215ZM242 177V178H241ZM6 178V177H5ZM16 178V179H15ZM17 178H19L18 180H17ZM34 180L35 178V181H37V182H35V181H33L32 179ZM49 178H50V180H49ZM57 178V179H56ZM124 178H123V180H124ZM207 178H209V180H206ZM214 178V179H213ZM221 178V179H220ZM255 178V179H254ZM258 178H259V180H258ZM39 179H41V180H39ZM47 179V180H46ZM61 179V178H60ZM62 179V180H63ZM68 179V180H67ZM87 179V180H86ZM205 179V180H204ZM217 179V180H216ZM227 179V180H226ZM49 180V181H48ZM53 180H51V181H53ZM58 180V181H57ZM120 180V181H119ZM129 180V181H128ZM134 180V181H133ZM211 180H212V182H211ZM216 180V181H215ZM11 181H13V182H11ZM18 181V182H17ZM46 181V182H45ZM89 181V182H88ZM215 181V182H214ZM260 181V182H259ZM33 182H35V183H38L39 184V186H38V184H33ZM42 184H41V183ZM115 184H114V183ZM258 182V183H257ZM80 183H82L81 185H83V186H81L80 185ZM88 183H89V185H88ZM117 183V184H116ZM17 184V185H16ZM123 184V185H124ZM262 184V185H261ZM36 185V186H35ZM117 185V186H116ZM262 187H261V186ZM38 186V187H37ZM47 187L46 188V190L47 189H49L48 191H46L45 190V188L44 187ZM81 188V190H79L80 188ZM89 186V187H88ZM91 186H94V188H96L97 187V192L91 187ZM114 186V187H113ZM121 186H122V184H121ZM131 186V187H130ZM36 187H37V189L39 188H42V190H37L36 189ZM119 189H117V188ZM59 188V189H60ZM74 188H76V189H78L77 191H80V192H78L77 193V191H76V189H74ZM86 188H87V190H88V193H87V190H86ZM131 188V189H130ZM134 188V189H133ZM68 190L69 191V194L72 192V191H74L73 193H71V194H74L73 196L74 197H72L71 198V196H69V194H68V192L67 191H65V190ZM92 189V192H96L95 194H93L94 196L95 195H97L96 197H98V198H95L94 196V198H92L91 197V191L90 190ZM108 189H109V191H108ZM133 189V190H132ZM94 190V191H93ZM111 190H113V191H111ZM121 190H123L122 192H121ZM262 190V191H261ZM62 191H65V192H62ZM76 191V192H75ZM116 191H119V192H117L116 193ZM52 192V193H51ZM54 192V193H53ZM61 192V193H60ZM90 192V193H89ZM125 192V193H124ZM131 192V193H130ZM58 195H57V194ZM66 195H65V194ZM107 193V194H106ZM124 193V194H123ZM130 193V194H129ZM50 194H51V196H52V198H51V196H50ZM53 194H54V196H53ZM77 194V195H76ZM80 194V195H79ZM103 196H102V195ZM117 196H116V195ZM59 195H62V197H64V198H62L64 201H63V203H66V204H63V203H60V200H61V198H59ZM64 195V196H63ZM82 195V196H81ZM86 195V196H85ZM90 195V196H89ZM105 195V196H104ZM119 195V196H118ZM120 195H122V196H120ZM125 195V196H124ZM249 195H251L250 197H249ZM79 196H81V197H79ZM248 196V197H247ZM101 197V198H100ZM120 197V198H119ZM261 197H262V199H261ZM56 198L58 199V201H56ZM74 198H76V199H74ZM78 198V199H77ZM80 198V199H79ZM52 199V200H51ZM124 199V200H123ZM253 199V200H252ZM54 200H55V202H54ZM250 201H253V202H250ZM260 201L263 203H260ZM58 202H59V207L61 208L62 207V209H59V207H57V205H58ZM252 204V205H250V203ZM246 203H248L247 205H245ZM55 204H57L56 206H55ZM244 204V205H243ZM255 204H257V205H255ZM249 205H250V207H249ZM64 206V207H63ZM263 206V207H262ZM57 207V208H56ZM253 207V208H252ZM250 208V209H249ZM256 208V209H255ZM252 209V210H251ZM262 210V211H261ZM66 212H67V214H66ZM259 212V213H258ZM64 213V214H63ZM65 214H66V218H67V220H66V218L64 217L65 216ZM259 214V215H258ZM261 214V215H260ZM68 215V216H67ZM69 215H71V217L69 216ZM74 216V217H73ZM64 217V218H63ZM76 217H78L77 219L78 220H76L75 218ZM70 218H73L72 220H74L75 221V224L74 223H72V220L70 219ZM61 219H65V221L64 220H61ZM70 219V220H69ZM213 219V220H212ZM71 221V222H70ZM73 221V222H74ZM77 221V222H76ZM208 223H206V222ZM211 221L214 223H211ZM65 222H68L69 224H67V225H65L66 223ZM62 223V224H61ZM72 223V224H71ZM57 224V225H56ZM60 225V226H59ZM62 225V226H61ZM208 226H210V227H208ZM212 226V227H211ZM261 226H263V227H261ZM62 227V228H61ZM67 235H66V234ZM69 235V236H68ZM62 238V239H60V237ZM63 236V237H62ZM65 236H67L69 239L68 240H66L67 238L65 237ZM64 237L66 238V239H64ZM54 238V239H53ZM38 239V240H37ZM41 239V240H40ZM50 239H51V241H50ZM53 239V240H52ZM37 240V241H36ZM42 240L44 241V242H42ZM62 240H64V241H62ZM70 240H72L71 242H70ZM61 241V242H60ZM76 241H77V243H76ZM45 242H48V243H45ZM62 242L63 243H65V242H67V244L65 245V244H62ZM70 242V243H69ZM73 242H75L76 244H78V246L77 245H74L73 244ZM80 242V243H79ZM42 243V244H41ZM43 243H45V244H43ZM52 244V247H51V245L50 244ZM40 244V245H39ZM70 244V245H69ZM42 245V246H41ZM44 245V246H43ZM50 245V247L51 248H53L55 245L56 246H59V247H56V249H57V251L55 250V247L52 249V250H54L53 252L54 253H59L58 255H56L55 256V254L53 253L52 254V252H51V248L50 247H48ZM80 245V246H79ZM38 246H39V248H38ZM63 246V247H62ZM68 246H70L69 248H68ZM75 246V247H74ZM82 246V247H81ZM40 247H42V248H40ZM80 248V249H78V248ZM34 248V249H33ZM36 248V249H35ZM43 248H46V251H45V249H44V252L46 253L47 252V249H49V254H51L53 257H50V258H54L53 260H51V262H50V260L49 259H47V262H46V258H48V256H46L47 255V253L46 254H44V255H42L43 254ZM61 248V249H60ZM65 250H64V249ZM87 248H88V250H87ZM41 250V251H38V250ZM59 249L61 250V251H59ZM62 249H63V252H62ZM67 249H68V253H70L71 255H74V257H72L71 255H69V254H66V251H67ZM71 249H73V250H71ZM33 250L35 251V253H36V255H39L38 257L36 256V255H34L33 256V254H32V252H33ZM79 250V251H78ZM72 251H74V252H72ZM37 252H38V254H37ZM64 252H65V254L67 255V256H64L65 254H64ZM72 252V253H71ZM34 253V252H33ZM74 253V254H73ZM62 254V255H61ZM32 255V256H31ZM50 255V256H51ZM75 255H76V257H75ZM78 255H81V256H78ZM85 255V257L84 258H82L83 259V261H82V259L80 258L79 259V261H78V258L79 257H83ZM36 256V257H35ZM61 258H60V257ZM64 256V257H63ZM33 257V259H32V261H31V258ZM69 257V258H68ZM70 257H72V259L74 258V259H77V260H71L70 259ZM40 260H39V259ZM86 258V259H85ZM44 259H45V261H44ZM30 260V261H29ZM68 260H69V262H68ZM49 261V262H48ZM54 261V262H53ZM71 261V262H70ZM81 261V262H80ZM34 262H32V264L34 263ZM75 262V263H74ZM62 263V262H61ZM60 263V264H61ZM35 264V263H34ZM57 264H59V263H57Z\"/></svg>",
  "mask_w": 264,
  "mask_h": 264
},
{
  "label": "bare ground",
  "instance_id": "6f19581e",
  "mask_svg": "<svg viewBox=\"0 0 264 264\" xmlns=\"http://www.w3.org/2000/svg\"><path fill=\"white\" fill-rule=\"evenodd\" d=\"M82 1L83 0H0V117H3V115H4V117L3 118H0V120L2 119H4L5 120V122H2V121H0V122H2V123H6V121L8 122V121H10L9 123H11V121L12 120H14L13 122H16V123H11L12 125H17V127H19L20 128V126L21 127H23L22 125V123H24L25 122V120L27 119H29V122H30V120L31 119H35V117H38V116H36V115H38L37 114V112H38V110H40L41 111V109H42V106H43V100H44V98H45V100H47V101H50L51 99L52 100H55V102H54V104L52 103H50L51 105H49L48 103V106H47V104L45 103V100H44V108L43 109H47L48 107H50V106H52L51 108H48V109H53V105L55 106V108L53 109V110H50V111H52L51 113H57V106L56 105H62L63 103L61 102V103H58V102H56V101H58V99H57V97L58 98H60V96H61V98H62V96L63 95H61L62 94V92L61 91H59V90H57V92L59 91V92H61L60 93V95H58V93L57 92H55L54 90V86L53 85H55V83H57V84H59L60 82H63V78H62V80H59L60 78L58 77L59 75H65V72L67 71L68 72V68L69 67H72V66H77L78 67V65L79 64H82V66H83V64L84 63H87L88 65H93V64H95V63H98V62H93V59H94V61H95V58H100V57H98V56H96L95 54H93V56H95L93 59H92V57L90 58V55H91V53H89V54H87V55H89V57H88V60L86 61V59H84L85 60V62L83 63V62H81V61H83L82 60V53L78 56V54L77 55H75L74 53H72V54H74L73 56H67V58H65V59H62L61 60V62H59L60 61V59L59 60H57V62H55L53 65H51V64H49V62H48V60L46 59V58H48L49 57V55L47 54V53H50V51H54V49L55 48H58L59 49V47L61 48L62 46H63V40H65L66 38V40H68V38H69V40L71 39L70 37H72V39L74 40L75 38H76V40H77V38H79V36L80 35H78V37H77V34H80V31H82V28H81V26H80V24H82L83 25V22H85V21H80L81 20V18H80V16L81 15H79V13L81 14L82 12H81V6H82ZM88 0H85V2H87ZM101 1H105V0H89V3L90 2H92L91 4H88L87 3V5H90V6H85V4L83 5V7L85 8V9H88L89 10V8L92 6V8H90V9H93L94 8V6L96 5V11L93 9V11H95V14L93 15L92 14V16H93V19H91V22H93V23H95V21H97L98 19H100V17L98 16L99 14H100V11L102 10L103 12H101V14H102V16H103V19H101L102 21L103 20H105L106 18V20L105 21H108V19L109 18H113L114 19V16H112L113 14V10H115L116 9V7H117V9L119 10L120 8H124L125 10H127V11H130L131 13H132V11L135 9L134 7L136 6V4L138 3L139 4V2L137 1V3L136 4H133V3H135V2H132V0H122V2L120 1V3H121V6H120V8L118 7V5H120V3L118 2V0L116 1V2H118V3H115L117 6L116 7H114L115 9H113L112 7L114 6V1L112 2L111 0H107L105 3L108 5V7H107V5L104 3V2H102L101 3ZM109 1H111L110 3H109ZM135 1V0H134ZM140 1H142V3L144 2V4L142 5L141 3L139 4V5H137L136 6V9H137V7L139 6V7H141V6H144L143 7V9L145 8V7H147V8H145V9H150L151 7H152V9H154L155 10V14H156V18L157 19H160L162 16H163V18H161V19H163L164 21H162L161 23H160V21H157V19L156 18H152V17H150V21H149V16L147 15V17L148 18H146V14L147 13H151V12H146V11H144L142 8H140L141 10H143V12H140V9H138V11L140 12V13H142L141 15H140V13L137 11L136 13H138L137 15L139 16L140 15V18H141V16L142 15H145V19L146 20H148L147 21V24L145 23V21H144V24L143 25H145V26H143L142 24V26L143 27H141L139 24H138V22H140L139 20H138V22H137V25H135V24H133V22H134V20H133V22L131 21V23H132V25L131 26H129V24H131L130 22H129V24L127 23V22H124V23H127L128 24V26H127V24H124L123 22H122V25L123 26H127V28L126 29H123L124 27H121L120 25V28L121 29H123V33L124 32H126V31H128L127 33H129V34H132V33H137V32H142L143 33V35H144V37H142V39H140V40H142V41H140L141 43H140V45H142V43L144 42L143 40L145 39V34L144 33H146V35L148 34L147 32H145V30L144 29H147L148 30V28L150 29V31L152 32V31H155V32H153V33H151L152 34V37H154L153 36V34L155 35V33L157 34V35H155V39H154V41L152 40L153 38H151V37H149V34H148V38L146 37V39H147V41H151V43L150 42H148L147 43V41H145L144 43H146V44H148V45H151V46H149L150 47V49H151V47H153L152 48V50L154 49V47H156V50L157 51H154L155 53L154 54H156V56L158 55L157 54V52H158V50H159V55H158V59L160 60V62H159V64L158 63H155V65H153L154 67L155 66H157V65H160V68L162 67L163 68V71H162V68L161 69H159L158 67H156V68H158V69H152L153 68V66H151V62H149V64L148 63H146V61H145V59H148L147 57H146V55L148 56V55H152V57H153V52H152V50H150L152 53H150L149 54V52H146V51H148V46L147 45H142V46H144V47H146V49L145 48H143V50L146 52V53H148V54H146L145 55V59H140V57L142 58L144 55L143 54H145V53H143V50L141 49V51L138 49V53L139 54H137V57H139V58H136L135 57V59H140L141 61L139 62V60L138 61H136L135 59V61L136 62H133V63H135V64H132L133 66H136V64H137V66L139 67V68H131L130 67V65L129 64H131L130 62L131 61H129V63H128V57H129V60H133V57H134V55L136 54V52H137V49H135V47L136 46H138V47H140L139 45H135V44H137L136 42H138L139 41V35L140 34H136L137 35V39H138V41H137V39L135 40V39H133L134 41H136L135 43H133L134 41L132 40V39H130L129 37L130 36H128V38L131 40V43H130V40L127 38V37H125V39H126V41H127V43H129L128 44V46L125 44L126 42H125V40L123 41L124 42V44L126 45V46H124V44H123V46L122 45H119V43H118V47L120 48V46H121V52H122V55H124V54H128V52H130V54L131 53H133V57L131 56V55H127V61H126V59H124L126 62H124V61H122L123 63H125L126 64V67H130L131 68V71H132V69H138V70H136L137 72H139L140 71V73L141 72H143V70H146L145 72H147V70L154 76V80H151V81H154V82H159L157 85L160 87V89H158V87H156L157 85L155 84H153V82H152V85L150 84L151 82H150V80L149 79H146V78H144V76H145V74L146 73H141L142 74V76H143V78L144 79H146L148 82H146V80L143 82V84H141L139 81H143V79H141V80H138V79H136L134 76L133 77H131V76H129V75H134L136 72H130L129 73V77H131V79L132 78H135L136 80H138L137 81V84H139L140 83V86L139 85H129V86H127V84H126V82H127V80H129L130 81V78L128 77H126V78H124V79H122L124 82L123 83H125L126 84V86L128 87V91L126 90V86H123L122 88L124 89V91L123 90H121L122 88H119V86H118V88H117V90L118 89H120L119 91L121 92V95L122 96H125V98L127 97V95L129 94V96L131 95V100H132V103H130V101H129V103H128V101L127 100H129L130 98H129V96L127 97V98H129V99H127L126 98V102L128 103V104H130L129 106H131L132 104L134 105V108L137 110L138 108H139V110L141 109V111H142V113H143V115L145 116H147L148 115V113H150V117H149V115H148V117L149 118H151V119H154V118H157V116L158 115H160V112H159V114H157V112L155 113L156 114V116L154 115V116H152L151 117V111H152V113H153V110L156 108V107H159L160 106V103H161V106H163V101L164 100H161V98L160 97H163V98H165V101H167V99L166 98H169L170 99V101L172 100L171 98H172V94H173V96H174V98H175V100H176V97H177V99H178V97L180 96V94H182V93H184L186 96H187V101L185 100L186 98V96L184 95V94H182L180 97H179V101L178 100H176V101H173V102H175V103H181L182 101V104H185L184 106H182L181 104H178L179 106L181 105L182 106V108L184 109L185 107H189V105L188 104H190L191 105V103L192 102H190V100L192 101L193 99H190V98H192V96H191V94L189 93V92H191V93H193L194 91H197V89H195L196 87H198L199 86V88H200V90H205V86L207 85V83H209V82H207V80H206V78H208L207 76H210L209 77V79H212L217 85H219L220 87H222L221 89H223V86L225 87L226 86V84H228L229 86L231 85V83H232V79L231 78H233L234 79V81L235 80H237L236 82H235V85H237V84H239V86L237 85V87L235 86V85H233V86H235V88L236 89H240V86H241V88H242V86H244L245 84L247 85V80L249 79V80H254V78H252V76H250V78H244V77H247L248 75H252L254 72H252V71H250V69H247V70H249V71H247L246 69H244L245 70V72H246V74H247V72H248V74H247V76H241V75H243L245 72L244 71H241L240 72V70H243V68L244 67H246V68H248L249 66H251V68H252V64H254L253 62L251 63V64H248L247 65V63H248V58L250 57V56H248L247 57V55L248 54H246V58L248 59L246 62V66H244L243 64V62H242V60H243V58L241 59V57H245V55H243L242 54V56L240 55L241 54V52L243 53V48L245 47V49H244V51L247 49L246 47L247 46H249V45H247L246 46V44L249 42V41H251V43H252V40H246L247 38L248 39H250V37H251V35L254 37L255 36V34H259L260 33V31L258 32V33H256L257 31L255 30L254 31V35L253 34H251L250 35V37H248L249 35V33L247 34V32L246 33H244L245 31L244 30H246L245 29V26H244V24L247 26V24L245 23V22H247V23H250L251 24V21H252V25H250V27H248V28H252V26L253 25H255L254 26V29H260V28H258V27H256V23H261L260 21H262V24H264L263 23V21H264V18H263V20L262 19H260V14L262 13V11H264V9H261L262 11L261 12H259V7H260V5L262 6L263 4H264V2H262L263 0H261V2L260 3H263V4H259L258 6V10L256 11V6L253 4L254 2H252V4H253V6H255V8H253V9H255V11L256 12H259L258 14L257 13H254V11L252 10L251 11V9L252 8H250V7H253L250 3H248V2H250V1H253V0H248V1H246V5L245 4H243V7H242V4H241V1L242 0H140ZM84 2V3H85ZM98 2H100L99 4L101 5H104L103 7L101 6L100 7V5L98 4ZM232 2H235V3H238L237 5L235 4H232ZM240 2V3H239ZM257 2L259 3V1L257 0ZM97 3V4H96ZM104 3V4H103ZM242 3H244V0H243V2ZM250 4V7H248L249 5L248 4ZM256 3V2H255ZM257 3V4H258ZM94 4V5H93ZM110 4V5H109ZM172 4H174V8L173 7H171L172 6ZM241 4V5H240ZM76 7H75V6ZM99 5V6H98ZM113 5V6H112ZM132 5V6H131ZM238 5H240V8H238V7H235V6H238ZM248 5V6H247ZM71 6V9H72V11H70L71 9L69 8ZM76 8H74V7ZM78 6H80V7H78ZM106 6V7H105ZM109 6L113 9L112 11H111V9L109 8ZM130 6V7H129ZM245 6H247L246 8H245ZM264 6V5H263ZM64 7H66V9H69V10H65L64 9ZM78 7V8H77ZM82 7V8H83ZM97 7H100V8H97ZM129 7V8H128ZM162 7L163 8H165L164 10L162 9ZM63 8V9H62ZM83 8V9H84ZM106 8L109 10H106ZM132 8V9H131ZM134 8V9H133ZM168 8V9H167ZM235 8L238 10V9H240L239 11H237V10H235ZM263 8V7H262ZM73 9H74V12H73ZM84 9V11H87V10H85ZM98 9V10H97ZM148 9V10H149ZM151 9V10H152ZM159 9H161V10H159ZM176 9H177V11H176ZM246 9V10H245ZM247 9H249V10H247ZM62 10H63V14L65 13V12H70V14L69 13H67V14H69L70 16H71V14H72V16L71 17H74V16H76V17H74V19L76 18V23H73L72 21L71 22H67L66 20V22L64 23L65 25H66V29H67V26H68V28H69V30L67 31V30H64V28L63 27H65V25L62 27L63 28V30H64V34L63 33H61V34H59V33H56V31H58V29L60 30V26H59V23H62L63 24V22L64 21H62V20H64L62 17H64V15L62 16L61 15V13H60V11L62 12ZM78 10H79V12H78ZM104 10H106V11H108V12H106L107 14H109V16L106 14V18H104ZM120 10H122V9H120ZM119 10V11H120ZM124 10V11H125ZM159 10V12H157ZM162 10L165 12V11H171L172 12V14L173 13H175V15L173 14V16H168V18H170L171 17V19H169L168 21H165V18L166 19H168L167 18V16L166 17H164L165 16V14H164V12L162 13ZM65 11V12H64ZM83 11V10H82ZM92 13H94L92 10H90ZM86 12L85 14L88 16V15H90L91 14V12ZM118 11V12H119ZM124 11H121V13L119 12V14L122 16V15H124L122 12H124ZM160 11H161V13H160ZM244 13H243V12ZM72 12V13H71ZM77 12V13H76ZM112 12V13H111ZM115 12H117V11H114V13ZM135 12V11H134ZM134 12L132 13V16H133V14H134ZM146 12V13H145ZM242 12V13H241ZM245 12H250V14H255V15H259V19L260 20H258V18H257V16H255V15H253L252 14V16H255V21H257V22H254L253 20H252V18H254V17H249L248 15L249 14H245ZM88 13V14H87ZM99 13V14H98ZM110 13H111V16H110ZM125 13H127V12H125ZM145 13V14H144ZM159 13L161 14L160 16H157V14L159 15ZM166 13H168V12H166ZM61 16H60V15ZM66 13H65V15H67ZM82 14H84V13H82ZM85 14H84V16H85ZM98 14V15H97ZM100 14V15H101ZM104 14V15H103ZM119 14H115V16H118V18H121V17H119ZM129 15H130V13H128ZM153 14V13H152ZM164 14V15H163ZM244 14V17L242 16V15ZM69 15H67L68 17L67 18H69V19H71L70 18V16ZM95 15H97L98 17H96ZM245 15L247 16V17H249V19L251 18V21L249 20V19H247V17H245ZM263 15H264V12H263ZM262 14H261V16H263ZM109 18H108V17ZM134 16H136L135 14H134ZM151 16V15H150ZM155 16V15H154ZM242 16V17H241ZM57 17L59 18V19H57ZM62 19H61V18ZM81 17H83V15L81 16ZM86 17V16H85ZM84 17V18H85ZM89 17V16H88ZM90 17H91V15H90ZM97 18V20H96V18ZM123 17H125V16H123ZM123 17L121 18V20H123ZM131 17V16H130ZM160 17V18H159ZM264 17V16H263ZM94 18H95V20H94ZM117 18V17H116ZM129 19V17H125V21H126V19ZM136 18H137V16H136ZM135 18V19H136ZM139 18V17H138ZM139 18V19H140ZM144 18H143V16H142V18H141V21L142 20H144ZM246 18V19H245ZM257 18V19H256ZM61 19V20H60ZM73 19V18H72ZM73 19V20H74ZM80 19V20H79ZM88 19V18H87ZM127 19V20H128ZM132 19V18H131ZM156 19V20H155ZM245 20V22H242V20ZM58 20H60L59 22H58ZM80 21L81 23L79 24V22H77V21ZM83 20H85V19H83ZM89 20H90V18H89ZM93 20V21H92ZM101 20H98L96 23H99V26H97V27H100L101 26ZM112 20V19H111ZM155 20V21H157V22H159V23H157V24H159V25H155V26H153V24H154V22L153 21ZM247 20V21H246ZM248 20H249V22H248ZM57 21V22H56ZM62 21V22H61ZM100 21V22H99ZM110 21V20H109ZM116 21H118V19H116ZM124 21V20H123ZM153 23H152V22ZM86 22L88 23V20H86ZM90 22V21H89ZM90 22V23H91ZM104 22V21H103ZM152 23V27H157V30H154L155 28H153V30H151V25H148V23ZM165 22V23H164ZM167 22V23H166ZM243 24H242V23ZM253 22L255 23V24H253ZM55 23H57V25H58V27L56 28L55 27ZM66 23H68V25L66 24ZM69 23H70V25H73V26H70L69 25ZM78 23V24H77ZM96 23L94 24V25H96ZM112 23V22H111ZM118 23V22H117ZM117 23H116V25H117ZM119 23H120V21H119ZM143 23V22H142ZM55 24V25H54ZM105 24H107V25H109L110 24V22L109 23H104L103 25L104 26H106ZM257 24V25H258ZM56 25V26H57ZM61 25V24H60ZM76 25V28H78V27H80L79 28V32H77V34H76V36H73L74 35V33H76V31H77V29L76 28H73L74 26ZM77 25H78V27H77ZM87 24H85V26H86ZM113 26L115 25V23L114 24H112ZM111 24L108 26V27H110L113 31L111 32L110 31V33L112 34V33H114V31L115 30H117L118 29V31L115 33L116 35H117V37H118V35H120L119 34V31H120V28H117V27H119V26H115L116 27V29H114L113 27H111L112 26ZM147 25H148V28H147ZM241 25L243 26V29L242 28H239V27H241ZM249 25V24H248ZM260 25V24H259ZM54 26V27H53ZM85 26H83V27H85ZM145 27V28H144ZM256 27V28H255ZM260 27V26H259ZM261 27H263V25H261ZM52 28V29H51ZM54 28L56 29V31L54 30ZM61 28V29H62ZM103 28V27H102ZM107 28V27H106ZM110 28L108 29V30H110ZM143 30H142V29ZM247 28V27H246ZM71 29L73 30V29H76V31L75 30H73V31H71ZM99 29V28H98ZM104 29V28H103ZM241 29V30H240ZM49 30V31H48ZM50 30H54L53 31V33H56V34H54V35H52L53 33H51L50 34V32H52V31H50ZM99 30H101V28L99 29ZM107 30V31H108ZM240 30V31H239ZM247 30H249V29H247ZM253 30V29H252ZM70 31V32H69ZM102 32H103V30H101ZM149 31V30H148ZM238 31H239V33H244V34H246L247 35V37H246V35H244L245 36V38H243L244 36L241 34V36H239L240 34L238 33ZM242 31V32H241ZM250 31V30H249ZM72 32V33H71ZM99 32V31H98ZM121 34V36L123 35L124 36V34ZM251 33V32H250ZM264 33V32H263ZM263 33H261V35L263 36ZM71 34H72V36H71ZM107 34V33H106ZM111 34H110V36H111ZM56 35V36H55ZM59 35V36H58ZM99 35V34H98ZM108 35V34H107ZM135 35V34H134ZM260 35V34H259ZM55 36V37H54ZM68 36V37H67ZM112 36H114V35H112ZM112 36H111V38H112ZM122 36V37H123ZM257 36V35H256ZM74 37V38H73ZM105 38H107L106 36H104ZM116 37V36H115ZM115 37H113L112 39H114ZM117 37H116V40H117ZM240 37H242V39L240 40L239 38ZM253 37H252V39H253ZM110 38V37H109ZM144 38V39H143ZM151 39V40H148V39ZM30 39H31V41L33 42V41H35V40H37L34 44H32L31 42H30ZM100 39V38H99ZM108 39V38H107ZM119 39H120V41H122V39L119 37ZM119 39H118V41H119ZM124 39V38H123ZM145 39V40H146ZM245 39V40H244ZM65 40V41H66ZM115 40V39H114ZM239 40L240 41H242L241 43H245V41H248V42H246V44L244 45H242L240 42H239ZM254 40V39H253ZM258 40V39H257ZM260 40V39H259ZM119 41V42H120ZM156 41V42H155ZM261 41V40H260ZM258 42V45H259V43L261 44V42ZM66 42H68V41H66ZM77 42V41H76ZM108 42V45H109V43L110 42H113L112 40H110V42H109V40L107 41ZM107 42L105 41V42H103V43H105L104 45H106L107 46V48H106V46H104V45H101L103 48H105L104 49V51H100V49H99V51H100V54H102V58H101V61H102V59H104L103 57L105 56L104 55V53L103 52H105L106 50H108V45H107ZM116 42V41H115ZM154 42H155V45L154 46H152V43L154 44ZM255 42V41H254ZM29 43V44H28ZM65 43V42H64ZM70 43V42H69ZM72 43V42H71ZM80 43V42H79ZM114 43V42H113ZM112 43V46L113 45H116V44H113ZM122 43V42H121ZM139 43V42H138ZM264 43V41H262V44ZM111 44V43H110ZM130 44H134V46L132 45V46H130ZM250 44V43H249ZM256 44V43H255ZM255 44H254V46H255ZM69 46L71 45V44H68ZM257 45V44H256ZM75 46V45H74ZM73 46V47H74ZM80 45H78V43H77V47H79ZM100 46V47H101ZM111 46V45H110ZM130 46V47H129ZM263 46V49H264V45H262ZM65 47H66V45H65ZM68 47V46H67ZM115 47V49H116V51H118L119 50V48L118 47H116V46H114ZM122 47L123 48H125L124 50L126 51L127 50V48L129 49V50H131L132 48H134V49H132L131 51H124V54H123V50H122ZM127 47V48H126ZM132 47V48H131ZM137 47V48H138ZM251 47V46H250ZM253 47V46H252ZM251 47V48H252ZM256 47V46H255ZM259 47H260V45H259ZM64 48V47H63ZM62 48V49H63ZM69 48V47H68ZM67 48V49H68ZM71 48H72V46H71ZM76 48V47H75ZM102 48V49H103ZM110 48V47H109ZM113 48V47H112ZM112 48H110L109 50H108V53L106 52V56H107V54H109V52H111V55L110 56H112V53H113V50H114V48H113V50H112ZM142 48V47H141ZM258 48V47H257ZM257 48H255V49H257ZM65 49V48H64ZM66 49V50H67ZM72 49H74V48H72ZM238 49H239V51H241L240 52V54L239 53H235V51H238ZM249 49L250 48H248V51H249ZM61 50V49H60ZM66 50H64V51H66ZM81 50V49H80ZM79 50V51H80ZM95 50H97V49H95ZM135 50V51H134ZM155 50V49H154ZM261 51H262V47H261V49H260ZM69 51H70V48H69ZM74 51H75V49H74ZM78 51V52H79ZM115 51V50H114ZM134 51V52H133ZM238 51V52H239ZM247 51V50H246ZM252 51V50H251ZM253 51H255V50H253ZM258 51H259V49H258ZM261 51H259V52H261ZM264 51V50H263ZM56 52H58V51H56ZM61 52V51H60ZM82 52H83V50H82ZM102 52V53H101ZM258 52V53H259ZM62 54H63V52H61ZM98 53V52H97ZM115 53V52H114ZM118 53H120V52H118ZM135 53V54H134ZM140 53H142V54H140ZM235 53V54H234ZM246 53V52H245ZM253 53V52H252ZM251 53V54H252ZM45 54H47L48 55V57H45L46 55ZM59 54V53H58ZM61 54V55H62ZM65 54V53H64ZM67 54V53H66ZM85 54V53H84ZM99 54V53H98ZM116 54V53H115ZM236 54H237V56H238V54H239V56H241V57H237V58H239V61L237 60V58H233L232 56H236ZM250 54V53H249ZM255 54H257V52H255L254 53V58L255 57H257V61H258V58H259V61H261L262 59H260V57H261V55H263L264 56V54L263 53H260L259 55V57H258V54L257 55H255ZM51 56H52V53L50 54ZM118 55V56H117ZM116 56H115V60H116V58H117V60H119L118 59V57L120 56L119 54H117ZM121 55V56H122ZM139 55H143V56H139ZM64 56V55H63ZM62 56V57H63ZM81 56V57H80ZM84 56V55H83ZM85 56H86V54H85ZM92 56V55H91ZM120 56V57H121ZM130 56H131V59H130ZM189 56V57H188ZM59 57V56H58ZM61 57V56H60ZM80 57V58H79ZM119 57V58H120ZM124 57H126L125 55H124ZM123 57V58H124ZM154 57H155V55H154ZM50 58V57H49ZM57 58V57H56ZM106 58V60H107V57H105ZM108 58H109V55H108ZM262 58H264V57H262ZM58 59V58H57ZM111 59V58H110ZM122 59V58H121ZM120 59V60H121ZM236 59V60H235ZM112 60H114V57H112V59H111V61L110 62H112ZM114 60V61H115ZM151 60V59H150ZM149 60V61H150ZM254 60V59H253ZM252 60V61H253ZM99 61V60H98ZM156 61V60H155ZM154 61V62H155ZM158 61V60H157ZM258 61V62H259ZM263 62H264V60H262ZM261 61V62H262ZM92 62H93V64H92ZM105 62V61H104ZM116 62V61H115ZM118 62H120V61H117V63ZM142 62H145V64L148 66H151V67H149L148 66V68L149 69H151V70H149L148 68H143L144 67V64L142 63ZM148 62V61H147ZM242 62V63H241ZM254 62H256V60L254 61ZM262 62V63H263ZM89 63H91V64H89ZM103 63V62H102ZM109 63V62H108ZM107 63V64H108ZM116 63V64H117ZM127 63H128V65L129 66H127ZM141 63H142V65H141ZM260 63V62H259ZM261 63V64H262ZM73 64V65H72ZM86 64V65H87ZM112 64H113V62H112ZM120 64H122V63H120ZM119 64V65H120ZM152 64H154L153 62H152ZM157 64V65H156ZM258 64V63H257ZM257 64H255L254 65V67L257 65ZM105 65V64H104ZM110 65V64H109ZM114 65H115V63H114ZM113 65V66H114ZM118 65V64H117ZM131 65V66H132ZM142 66V68H141V70H139L140 69V67ZM259 65V64H258ZM263 65H264V63H263ZM81 66V65H80ZM79 66V67H80ZM95 66H96V64H95ZM98 67L100 66V64L98 63V65H97ZM96 66V67H97ZM111 66V65H110ZM125 66V65H124ZM244 66V67H243ZM248 66V67H247ZM259 66H261V65H259ZM47 67L49 68V67H51L52 68V70L54 69V71H55V73H58V76H56V74L54 75V73H52V75H54L53 77L54 78H52L51 77V79H47V77L49 78V76H47L48 75V73L46 74V72H48V71H46L47 70ZM83 67H85V65L83 66ZM88 67H91V66H87V67H85V71L87 72V71H89V70H87V68ZM103 67V66H102ZM262 67H264V66H262ZM43 69L44 68V75H46V78L44 79L42 76V80L44 79V80H46V81H42V80H40V77H38L39 75H38V72L37 71H39V69ZM93 69H94V66L92 67ZM100 68V67H99ZM112 68V67H111ZM110 68V71H112V69ZM240 68H242V69H240ZM250 68V67H249ZM257 69L259 68L258 66L256 67ZM256 68H255V70H256ZM6 69V70H5ZM70 69V68H69ZM92 69V70H93ZM105 69H107V71L105 72ZM117 69V68H116ZM49 70V69H48ZM95 70V69H94ZM99 70H103L105 73H106V75H107V77H108V74L110 73V71H108L109 69L108 68H101V69H99ZM117 70H119V69H117ZM130 70V69H129ZM128 70V71H129ZM226 70V72H228V75L229 76H231V78H230V81H228L226 78H227V74H225V75H227L226 76V78H224V75H223V73L222 72H224ZM229 70V71H228ZM260 70H262V69H260ZM46 71V72H45ZM53 71V72H54ZM65 71V72H64ZM76 71V70H75ZM90 71H91V69H90ZM123 71H125V70H123ZM128 71L127 72H123V73H128ZM153 71V72H152ZM36 72V74H34ZM41 72V71H40ZM52 72V71H51ZM92 72V71H91ZM98 72H100V71H98ZM97 72V73H98ZM102 72V71H101ZM101 72H100V74H101ZM107 72H108V74H107ZM226 72H224V73H226ZM250 72V73H249ZM263 72H264V70H263ZM262 72V73H263ZM49 73H50V70H49ZM68 73H70V72H68ZM93 73V72H92ZM95 73H96V71H95ZM94 73V74H95ZM112 73V72H111ZM114 73H115V71H114ZM120 73H121V71H120ZM134 73V74H133ZM239 73H240V75H239ZM242 73V74H241ZM31 74H34V75H36V77H38V79H36V80H34L33 79V77H31ZM43 74V73H42ZM75 74V73H74ZM86 74V73H85ZM89 74V73H88ZM99 74V73H98ZM97 74V75H98ZM102 74L104 75V73L102 72ZM115 74H117V75H120L118 72L117 73H115ZM114 74V75H115ZM125 74H123V75H125ZM137 74V73H136ZM135 74V75H136ZM144 74V75H143ZM148 75H151V74H149V73H147ZM188 74V75H187ZM260 74V73H259ZM264 74V73H263ZM30 76L31 78H32V80L30 79V77L28 78V76ZM90 75V74H89ZM92 75V74H91ZM102 75V76H103ZM113 74H111V77H114V76H112ZM117 75H116V77H117ZM254 75V74H253ZM26 76H27V78L28 79H30V81L26 78ZM55 76H56V78H55ZM85 76V75H84ZM95 76V75H94ZM101 76V77H102ZM121 76V75H120ZM120 76H118V77H120ZM229 76H228V78H229ZM254 76H256V75H254ZM263 76V75H262ZM61 77V76H60ZM65 77L66 76H64V80H65ZM67 77H68V75H67ZM86 77V76H85ZM84 77V78H85ZM87 77H88V75H87ZM110 77V76H109ZM108 77V78H109ZM111 77H110V79H111ZM116 77L115 78H112V79H114V81H117V79H119V78H117L116 79ZM121 77H123V76H121ZM146 77H147V75H146ZM238 77H241V80H240V78L238 79ZM249 77V76H248ZM23 78L24 79H26V80H28V81H25V80H23ZM83 78V77H82ZM89 78V77H88ZM141 78V77H140ZM148 78V77H147ZM150 78V77H149ZM263 78V77H262ZM68 79V78H67ZM101 80V79H99L98 78V76H97V78H96V80ZM104 79H106L105 77H104ZM111 79V80H112ZM151 79H152V77H151ZM208 79V80H209ZM242 79H243V82H246V83H244V85L242 84L243 82H242ZM247 79V80H246ZM71 80H73V79H71ZM76 80V79H75ZM78 80V79H77ZM84 80V79H83ZM88 80V79H87ZM96 80H94L95 82H97ZM110 80V81H111ZM133 81H134V79H132ZM136 80H135V82H136ZM228 81V83H227V81ZM245 80V81H244ZM58 81V82H57ZM79 81V80H78ZM88 81H90V79L88 80ZM93 81V82H94ZM106 82H108L107 81V79L105 80ZM110 81L108 82L109 84H114V83H110ZM184 81H186L188 84H186V85H184V88H185V90H183L184 88L182 87L183 85L182 84H185V82ZM234 81H233V83L232 84H234ZM239 81H241V83H239ZM255 81H257V78H256V80ZM258 81H262L261 79H259ZM257 81V82H258ZM31 82V83H30ZM37 84H36V83ZM65 82V83H64ZM63 82V84L61 83V85L63 86V85H70L71 86V84H67V82L66 81H64ZM69 82V81H68ZM91 82H92V80H91ZM94 82V83H95ZM98 82H100L101 83V81H98ZM105 82V83H106ZM119 81H117V83H118ZM178 82V83H177ZM184 82V83H183ZM211 82V81H210ZM252 82H254V81H252ZM256 82V83H257ZM104 83V82H103ZM116 83V84H117ZM134 83V82H133ZM230 83V84H229ZM258 83H260V82H258ZM262 83V82H261ZM260 83V85H258V89L259 90H261V91H259L260 92V94H262L261 92L263 91V94H264V87H261V84ZM93 84V83H92ZM118 84H120V83H118ZM117 84V85H118ZM124 84V85H125ZM134 84H136V83H134ZM172 84H174V87H175V84L177 85V84H180V85H182L181 86V88L180 87H178V85L176 86V87H178V88H176L175 90H174V87H173V89H170L171 88V85ZM191 84V85H190ZM211 84H213V82L211 83ZM241 84V85H240ZM255 84V83H254ZM253 84V85H254ZM60 85V84H59ZM58 85V86H59ZM60 85V88L62 89V86ZM76 85V84H75ZM80 85H81V83H80ZM80 85L78 84V86L80 87ZM93 85H96V84H93ZM116 85V86H117ZM168 85V86H167ZM187 85H190L189 87H192V85H196V87L195 88H193L192 87V89L191 88H189ZM198 85V86H197ZM227 85V86H228ZM250 85H252L251 84V82H250ZM36 86V87H35ZM39 86H41V87H39ZM46 88H45V87ZM102 86V85H101ZM111 86V85H110ZM114 86H115V84L113 85V89H114V94H115V92L117 91V90H115V88H116V86H115V88H114ZM131 86H134L133 87V90H132V88H131ZM136 86H138V87H136ZM167 86V87H166ZM170 86V88H168ZM173 86V85H172ZM204 86V87H203ZM213 86H215V84H213ZM228 86V87H229ZM232 86V87H233ZM248 87H249V83H248V85H247ZM247 86H244L245 88L247 87ZM21 87H23V89L21 88ZM53 88V91L55 92V95H54V92H52L51 90H52V88ZM56 87V86H55ZM77 87V86H76ZM78 87V88H79ZM86 87V86H85ZM84 87V88H85ZM100 87V86H99ZM104 87V85L102 86V88ZM112 87V86H111ZM126 87V88H125ZM139 87H142V88H144V89H139ZM166 89H165V88ZM207 87H209L208 85H207ZM231 87V86H230ZM253 87H257V85L255 86H253ZM260 87H261V89H260ZM2 88V89H1ZM22 90H21V89ZM38 89L39 88V90L43 93V91H44V95H45V92H46V89H47V91H49V94H50V92H51V95L53 96V98H55V96H56V98L55 99H53V98H49V96H51V95H49V94H47L48 92H46V97H48V98H46L44 95H42V93H41V97L39 96V93H40V91L38 92H35L36 91V89ZM43 88V89H42ZM74 88V87H73ZM72 88V89H73ZM78 88H77V90H78ZM82 88H83V85H82ZM94 88V87H93ZM108 88V89H107ZM106 89H104L106 92H108L109 90H110V88H109V85H108V87H107ZM130 88H131V91H130ZM136 88H138V90L136 89ZM163 88H164V91H163ZM180 88V89H179ZM198 88V89H199ZM202 88V89H201ZM204 88V89H203ZM226 88V87H225ZM234 88V87H233ZM234 88V89H235ZM262 88H263V90H262ZM49 89V90H48ZM112 89V88H111ZM134 89H136V90H134ZM155 89H156V91L157 90H159L158 92H156L155 91ZM179 90V93H178V96L177 95H175V91H178ZM189 90V92H188V90ZM215 89V88H214ZM220 89V90H221ZM232 89V88H231ZM226 90L227 91V93H229L228 91H230V93H232V94H235L234 95V98H236L237 96V94L238 93H233L234 92V90ZM256 89V88H255ZM34 90V91H33ZM63 90H64V88H63ZM77 90H75V91H77ZM83 90V89H82ZM103 90V91H104ZM173 90H174V92H173ZM181 90V91H180ZM183 90V91H182ZM192 90H194L193 92H192ZM200 90H198L196 93L194 92L192 95H193V98H195V99H197V101H199L200 99L199 98H203V99H207V98H214V97H211L210 95H212V94H210V92L208 91V93H207V97H206V93H205V91L203 92L202 91V93H200ZM241 90H243V89H241ZM245 90V89H244ZM249 90V89H248ZM254 90V89H253ZM257 90V89H256ZM33 91V92H32ZM67 91V90H66ZM80 91V90H79ZM111 91V90H110ZM109 91V92H110ZM111 91V92H112ZM135 92V91H137V92H135L134 94H133V92ZM168 91H170L171 93H169ZM185 91H186V93H185ZM236 91V90H235ZM250 91V90H249ZM255 91V90H254ZM253 91V92H254ZM73 92V91H72ZM80 92H85V89H84V91H80ZM100 92V91H99ZM112 92V93H113ZM118 92V91H117ZM126 92L128 93V92H130V93H132V94H130V93H128L127 95H126ZM145 92V93H144ZM160 92V93H159ZM182 92V93H181ZM189 94H188V93ZM207 92V91H206ZM214 92V91H213ZM236 92H239V93H243V92H241V91H239V90H237ZM34 93H36V94H34ZM37 93H38V95H37ZM64 95H65V97H66V93L67 92H65V90H64ZM75 93V92H74ZM73 93V94H74ZM77 93V92H76ZM75 93V94H76ZM93 93V92H92ZM123 93V94H122ZM125 93V94H124ZM137 93V96H138V93L142 96V97H140V99L142 98V100L141 101H146L147 102V100H148V105H146L145 104V102H144V104L142 103V105H143V107H138V108H136L135 106H139L140 104H139V101H137L136 102V100H139V96L137 97V96H134L135 94ZM153 93L155 94V93H157V94H159V95H156L155 94V98H153L152 100L154 101V100H158L159 98H160V100L159 101H155V103H158V102H160L159 103V106L156 104V107H155V104L153 103V102H151L154 106L153 107H151V109H150V107H149V105H151V103H149L151 100V98H148L149 96H150V94H152L153 95ZM197 93H199V94H201L200 96L198 95V97H197ZM203 93H204V95H203ZM212 93V92H211ZM216 93V92H215ZM226 93V94H227ZM229 93V95H231L232 96V98H233V95L232 94H230ZM248 93V92H247ZM251 93V92H250ZM31 94H33V95H31ZM68 94V93H67ZM78 94V93H77ZM82 94V93H81ZM88 94H89V92H88ZM114 94H113V96H114ZM177 94V93H176ZM188 94V95H187ZM255 94V93H254ZM83 95V94H82ZM85 95H87V94H85ZM94 95V94H93ZM104 95V94H103ZM202 95H203V97H202ZM238 95H240V94H238ZM257 95V94H256ZM30 96H31V98L33 97V99L37 96V100L40 102V101H42V103L41 104H34V103H32L33 102V99L31 100V98H30ZM38 96L40 97V98H42V99H40L39 100V98H38ZM81 96V95H80ZM105 96V95H104ZM109 96V95H108ZM116 96V95H115ZM122 96H120L119 94H118V97L120 98L121 97V100L122 99H125L124 97H122ZM133 96H134V98H133ZM158 96H160V97H157ZM170 96H171V98H170ZM176 96V97H175ZM190 96V98H188ZM196 96V97H195ZM210 96V97H209ZM230 96V97H231ZM236 96V97H235ZM242 96V97H241ZM240 97L241 98H239V96L236 98V99H238L239 100V102L237 101V103H235L236 102V99L234 100V101H232L231 102V100L230 99H228V98H224L225 99V102L226 101H229L230 103H231V105H229L228 104V106H231L230 107V109H231V112L233 111L232 110V107L234 108V107H240V106H236V105H238V103H240L241 101L243 102V100H245L244 98H246L247 97V95H246V97L244 96V94H242ZM243 96H244V98H243ZM248 96H250V94L248 95ZM64 97V98H65ZM93 97V96H92ZM100 97V96H99ZM112 97V96H111ZM143 97H145L144 99H146V97H147V100H143ZM153 97H154V95H153ZM206 97V98H205ZM29 99L30 98V100L28 101V100H26V99ZM60 98V99H61ZM63 98V99H64ZM70 97H68L67 96V99H69ZM82 99V97H79V99ZM83 98H85V97H83ZM116 98V97H115ZM136 98V100L133 102V100ZM173 98V99H174ZM182 98H185L184 100H182ZM233 98V99H234ZM250 98H257L256 99V101H257V103H260V100L261 99H258V97H250ZM261 98V97H260ZM66 98L64 99V104H63V106L65 105H67V103L65 104V100H66V102H68V106L70 107H73L72 106V101H69V100H67ZM76 99H77V97H76ZM81 99L79 100V101H81ZM87 99V98H86ZM90 99H91V101L93 100H95L94 98H91L90 97ZM109 99V98H108ZM168 99V100H169ZM199 99V100H198ZM202 99V100H203ZM216 99L217 98H215L214 99V101L215 102H213V100H208L209 101V103L207 102V103H205L204 102V104L203 103H201V102H203L202 100L200 101V103L201 104H203V105H200L199 104V102H196L195 100H193V104H199L200 106H203V108L202 109H204L205 108V106L206 105H208V104H211L212 102L215 104L216 103ZM241 99V100H240ZM255 99H254V101L252 100V99H247V100H249L248 102L247 101H245V103L249 106V107H253V109L252 108H249L247 105H245V103H244V105L245 106H243V109H241L240 110V108L238 109V111H235V110H237V108L234 110L235 112H239V113H241V111H242V113L243 112H245L244 113V118H245V116H248L247 114H249V115H251L252 116V114H250L251 112H253L254 110H256L255 108H254V106L257 108V110L256 111H254V117H255V112H256V114L258 113V115L261 113L260 112V110H259V112H258V109H263L262 107V105H263V103H260V104H258L257 106L256 105H253V103L251 102V100L255 103L256 101H255ZM264 99V98H263ZM25 102H24V101ZM37 100H36V98L34 99V102L35 103H37ZM51 100V101H52ZM62 100V99H61ZM60 100V101H61ZM71 100V99H70ZM78 100V99H77ZM85 100V99H84ZM88 100V99H87ZM117 100H118V98H117ZM150 100V101H149ZM204 100V101H205ZM32 101V102H31ZM46 101V102H47ZM59 101V102H60ZM92 101V104L94 103ZM112 101H113V99H112ZM116 101V100H115ZM119 101V100H118ZM117 101V102H118ZM124 101V100H123ZM140 101V102H141ZM164 101V102H165ZM170 102V104L171 103H173V102ZM224 101V100H223ZM259 101V102H258ZM264 101V100H263ZM27 102H28V105L30 104V102H31V104L28 106L27 105ZM82 102H83V99H82ZM125 102V103H126ZM135 102L136 103H138V105L137 104H135ZM185 102H187L188 104H186ZM190 102V103H189ZM195 102V103H194ZM211 102V103H210ZM228 102V103H229ZM249 102H251V103H249ZM262 102V101H261ZM12 103H14L17 107H20V103L22 104V105H26V108L27 109H24L25 107L24 106H22V107H24L23 108V110H25V113H28V109H29V107L31 108H33L34 106H35V108H36V111H35V109L33 110V114H34V111L36 112L34 115H35V117L33 116H31V117H25V113H23L24 114V116H23V114L22 113H20L22 116H23V122H21L20 121V119L22 118L20 115H19V111H22L21 110V108L19 109V108H17L16 106H14V104H12ZM25 103V104H24ZM71 103V104H70ZM89 103V102H88ZM120 103V102H119ZM169 103V101L168 102H166L164 105L166 106V110H165V108L163 107V109L165 110V111H167V107H169V105H167ZM234 103V104H233ZM256 103V104H257ZM3 106H2V105ZM34 104V106H31V105H33ZM73 104H74V102H73ZM78 104V103H77ZM95 104V103H94ZM116 104H118V103H116ZM223 104V103H222ZM227 104V103H226ZM242 104V103H241ZM262 104V105H261ZM8 105H10V107L8 106ZM11 105H13V106H11ZM19 105V106H18ZM39 105H41V109H38V107L40 108V106ZM88 105H90V103L88 104ZM98 105V104H97ZM132 105V106H133ZM141 105V106H142ZM146 105V107H144ZM173 105H175L174 103L173 104H171L170 106H173ZM187 105V106H186ZM205 105V106H204ZM216 105H217V103H216ZM216 105H215V107L212 109V107L210 108V107H208V111L206 110L207 108H205V110H203L204 112H207L208 114H210V112H209V110L211 109V114L214 112V116H216V113H217V116H218V108H217V110H216ZM221 105V104H220ZM224 105V104H223ZM234 105V106H233ZM250 105H252V106H250ZM261 105V107L259 108V106ZM2 106V107H1ZM5 106L7 107H9L8 109L6 108V109H3V107L5 108ZM37 106V107H36ZM63 106L62 107H60V108H62L63 109ZM64 106V107H65ZM76 106V105H75ZM95 106V105H94ZM99 106V105H98ZM103 106V105H102ZM211 106V105H210ZM227 106V105H226ZM242 106V105H241ZM246 106L248 107V109H249V111H251L250 113H249V111L247 110V108H246ZM67 107V106H66ZM78 107L80 108V105H78ZM83 107H85V106H82V108ZM88 107H90V106H88ZM87 107V108H88ZM96 107V106H95ZM100 107V106H99ZM107 107V106H106ZM111 108H112V106H110ZM114 107V106H113ZM174 107L175 106H173V109H174ZM194 107V106H193ZM218 107V106H217ZM244 107L246 108V109H244ZM32 108L31 109H29V110H32ZM57 108V109H56ZM59 108V109H60ZM74 108V107H73ZM72 108V109H73ZM82 108H81V110H82ZM101 108V107H100ZM146 109V110H144V109ZM148 108H149V110H148ZM170 108V107H169ZM201 108V107H200ZM199 108V109H200ZM210 108V109H209ZM229 108V107H228ZM38 109V110H37ZM48 109H47V112H50V111H48ZM70 109V108H69ZM72 109H70V110H72ZM85 108H83V110H84ZM88 109H91V108H88ZM101 109H104V106H103V108H101ZM105 109H107L108 110V107L107 108H105ZM114 109H115V107H114ZM118 109V108H117ZM116 109V110H117ZM120 109V108H119ZM132 109V108H131ZM153 109V110H152ZM162 109V107H160L159 109H157L156 111H161L162 113V115H160V116H162L163 117V112L166 114V113H168L169 114V109H168V112H165V111H162L161 110ZM172 108H170V110H171ZM176 109V108H175ZM171 110V112H173V111H177V110H180V108L179 107H177V110ZM250 109H252V110H250ZM19 110V111H18ZM67 110H68V108H67ZM80 110V109H79ZM95 109H93V111H94ZM100 110V109H99ZM109 110H110V108H109ZM112 110V109H111ZM130 110V109H129ZM144 110V111H143ZM149 112H148V111ZM195 110H197V108L195 109ZM213 110V111H212ZM214 110H216V112L214 111ZM244 110V111H243ZM55 111V112H54ZM59 111V110H58ZM69 111V110H68ZM75 111H77V109L75 110ZM87 112H84V115H83V117L85 116V114L86 113H88L89 112V110H86ZM92 110H90V113L93 115V113H96V112H93ZM102 111V110H101ZM105 111V110H104ZM118 111H121V109L120 110H118ZM118 111L116 112V113H118ZM135 111V110H134ZM141 111H137V112H141ZM189 112H190V110H188ZM187 110H185V112H188ZM193 111H194V108H193ZM198 111V110H197ZM196 111V112H197ZM225 111L227 112L228 110L225 108ZM262 111V110H261ZM16 112H18V113H16ZM22 112H24V111H22ZM46 111L44 112V113H47ZM67 112V111H66ZM71 112V111H70ZM80 112H83V111H80ZM79 112V113H80ZM93 112V113H92ZM106 112V111H105ZM109 112V111H108ZM111 112V111H110ZM113 112V111H112ZM123 112V111H122ZM126 112V111H125ZM146 112V113H145ZM148 112V113H147ZM155 112V111H154ZM170 112V113H171ZM202 112V111H201ZM200 112V113H201ZM225 112V113H226ZM235 112H233V113H235ZM17 114L15 117L17 118H15L14 117V114ZM29 113H30V111H29ZM60 113V115H63V118H65V117H67L68 115H67V113H66V115L67 116H64L65 114V109H64V112L63 111H61V112H59ZM59 113L57 114V115H59ZM62 113V114H61ZM69 113V112H68ZM79 113H77V114H79ZM99 113H100V111H99ZM101 113H104V112H101ZM115 113V112H114ZM121 113V112H120ZM133 113V112H132ZM141 113V114H142ZM181 113V110H180V112L178 113V114H180ZM198 113V112H197ZM203 113V112H202ZM221 112L219 111V114H220ZM224 113V114H225ZM227 113H230V111L229 112H227ZM233 113H232V116H234L233 115ZM263 113H264V110H263ZM48 114H50V113H48ZM48 114H47V116H48ZM72 115L73 114V111H72V113H69V115ZM80 114V115H81ZM97 114V113H96ZM96 114H94V116L96 115ZM111 114V113H110ZM131 114V113H130ZM177 114V115H178ZM185 115H187L186 113H184ZM206 114V113H205ZM211 114H210V116H211ZM19 115V116H18ZM26 115H28L29 116V114H26ZM45 115V114H44ZM50 115H52V117H53V115H54V117L53 118H55V115L56 114H50ZM59 115V116H60ZM71 115H70V117H71ZM80 115H78V116H80ZM82 115H81V117H82ZM89 115V116H88ZM88 115H86V117H88V118H90V114H88ZM105 115V114H104ZM103 115V116H104ZM112 115V114H111ZM111 115H110V117H111ZM116 115V114H115ZM118 115V114H117ZM133 115H135V114H133ZM139 115H140V113H139ZM190 115V114H189ZM189 115H187L188 117H189ZM213 115V114H212ZM222 115V114H221ZM235 115H236V113H235ZM257 115V116H258ZM47 116H44L45 117V119H44V117H43V119L44 120H46L47 118ZM58 116V117H59ZM94 116H93V118L91 119H86V117H85V119L88 121H90V120H94V122H96L95 121V118H96V120H98L99 118H97V115H96V117L94 118ZM102 116V117H103ZM120 116V115H119ZM118 116V117H119ZM124 116H125V114H124ZM123 116V117H124ZM132 116V115H131ZM173 116V115H172ZM175 116V115H174ZM174 116L172 117V118H169V120H170V123H171V121H172V124H170V123H168V121L169 120H167V119H165L164 117H163V120L165 119V121H167L166 123H165V121H164V123L163 124H165V127L164 128H166L167 126H168V124H170V126H168L167 127V129H165L166 130V132H168V131H171L173 128H172V126L174 125V123H175V125L174 126H176V127H174V131H176V129H180V128H178V125H179V123L178 122H180L179 120H181L180 119V116L178 117V122H177V118L176 119H174ZM213 116V117H214ZM217 116L214 118V119H216L217 118ZM223 116H225V115H223ZM227 116H228V114H227ZM226 116V117H227ZM237 116H239V115H237ZM20 117V118H19ZM24 117H25V119H24ZM58 117H57V119H58ZM69 116H68V119L70 118ZM73 118H75L76 120H78V119H80L81 120V118L79 117L78 119H77V115L75 114V117L74 116H72ZM72 117H71V119H72ZM83 117H82V119H83ZM108 117H109V115H108ZM113 117V116H112ZM111 117V118H112ZM126 117V116H125ZM162 117H161V119H162ZM186 117V116H185ZM188 117H186V120H187V118ZM190 117H191V115H190ZM189 117V118H190ZM212 116H211V119L213 118ZM218 117H220V115L218 116ZM226 117L224 118V119H226ZM229 117V116H228ZM231 117V116H230ZM250 117V116H249ZM248 117V118H249ZM261 117V116H260ZM264 117V116H263ZM14 118V119H13ZM41 118H42V116H41ZM101 118V117H100ZM115 118V117H114ZM113 118V119H114ZM133 118H136V117H134L133 116ZM133 118H130V115H129V118H127V119H129L128 121H125V123H129L130 125H131V123L134 121H132V120H130V119H133ZM141 118V117H140ZM147 118V117H146ZM194 118V117H193ZM232 118V117H231ZM257 118V117H256ZM255 118V119H256ZM8 119H10V120H8ZM18 119H19V121L20 122H18ZM37 119V118H36ZM42 119V120H43ZM49 119H51L50 117L48 118V121L50 122L51 120H49ZM61 119H62V117H61ZM75 119H73V121L74 122H76L75 121ZM108 119V118H107ZM121 119V118H120ZM148 119V118H147ZM175 121V122H173V120ZM184 119V118H183ZM191 119H192V117H191ZM202 119H204V118H202ZM201 119V120H202ZM206 119V118H205ZM209 119V118H208ZM210 119V120H211ZM235 120H236V116H235V118H234ZM233 119V120H234ZM26 120V121H27ZM43 120V121H44ZM103 120H104V118H103ZM118 120V119H117ZM124 120H126V119H124ZM138 120V119H137ZM146 120V119H145ZM190 120V119H189ZM192 120H194V119H192ZM200 120V121H201ZM220 120V119H219ZM234 120V121H235ZM247 120V119H246ZM261 120V119H260ZM34 121H36V120H34ZM41 121V120H40ZM39 121V122H40ZM55 121V123L57 122H59V124H60V121L61 120H59L58 119V121H56V120H52L50 123L49 122H47V121H44L45 123H48V124H52V122H54ZM64 122L66 121L67 122V119H65V120H63ZM71 121V120H70ZM85 120H83L82 121V123H81V121H80V123H81V126H80V128L78 127L79 125H80V123L78 124V122H77V125L78 126H76V128L75 127H72V126H69V124H70V122H69V124H68V122H67V124L68 125H66L65 124V130H64V127H63V124H62V126H61V124H60V127H61V132H62V130L64 131V133L65 134H63V135H59V132L58 131H60V130H58V131H56L57 130V128L56 127H54L53 125H55V123L54 124H52V126H53V128L54 129H56V130H54V129H52V127H51V125L49 126L50 128H49V130H48V126H46L45 125V123H44V125L46 126H44V125H41V126H44L42 129H47L48 131H50V132H52V133H50V134H55V132L56 133H58V135H59V138L58 139H60L61 137L60 136H64L65 138H63V140L64 141H66V139H68L67 141L69 142V141H71V142H73V144L76 142V143H79L78 141H80L79 140V138H78V135L77 136H74V137H77V141H75L76 139L73 137V134H75V133H79L80 132V134L82 133V129L84 128V129H86L87 127H89V125L88 124H90V123H88L87 121H85ZM101 121H102V118H101ZM109 121V120H108ZM129 121H132L131 123L129 122ZM136 121V120H135ZM140 120H138L137 122H139ZM155 121H156V119H155ZM162 121V120H161ZM199 121V120H198ZM198 121H196V122H198ZM203 121V120H202ZM201 121V122H202ZM214 121V120H213ZM225 121H227V122H229V121H231V119H228V120H225ZM250 121V120H249ZM33 122V121H32ZM63 122V123H64ZM83 122L84 123H87V124H84V126L85 125H88L86 128L85 127H83L82 128V124H83ZM94 122H92L91 124H92V126H93V124H94ZM114 122V121H113ZM142 121H140V123L138 124L139 125V127H140V125H142V123H141ZM152 123H153V121H151ZM151 122L149 123V124H151ZM182 122V121H181ZM209 122V121H208ZM212 121H210V123H211ZM217 122V121H216ZM221 122H222V124L224 125V123H223V120H222V118H221ZM227 122H226V125H227ZM233 122V121H232ZM231 122V123H232ZM8 123V125H10ZM17 123H19V124H17ZM20 123H21V125H20ZM42 123V122H41ZM99 123L100 122H97V126L98 127H96V128H100L99 127ZM107 123V122H106ZM115 123V122H114ZM118 123V122H117ZM121 123H123V121L121 122ZM123 124V125H127V124ZM134 123V122H133ZM146 123H148V121L146 122ZM145 123V124H146ZM176 123L178 124V125H176ZM190 123L192 124V121H189V123L187 122L186 123V125H188L189 127H188V131L186 130V132H189V129L190 130H195V129H193V126L192 125H190ZM199 123V122H198ZM203 124L204 123H206V121L204 120V122H202ZM29 124H31V127H33L32 126V123H29ZM71 124H75V123H73L72 121H71ZM135 124V123H134ZM197 124V123H196ZM213 124V123H212ZM217 124H218V122H217ZM5 125V124H4ZM7 125V124H6ZM12 125H10V126H4V127H2L1 126V128H4V129H2V130H4V131H1L0 130V136L1 137H4V134H7V133H2V132H5V130L7 129V130H10L11 129V127L13 128V127H15V126H12ZM37 125V124H36ZM35 125V126H36ZM58 124H56L55 126H57ZM76 125V124H75ZM75 125H73V126H75ZM104 125H105V123H104ZM104 125H103V127H104ZM113 125V124H112ZM118 125V124H117ZM121 125V124H120ZM120 125H118V127L120 126ZM129 125V126H130ZM137 124H136V126H138ZM148 125V124H147ZM154 125V124H153ZM153 125L151 124V126L153 127ZM183 125V124H182ZM194 126H196L195 124H193ZM199 125H200V123H199ZM202 125V124H201ZM207 125V124H206ZM221 124L219 123V126H217V128L218 129H221V130H223V128H221V126H220ZM225 125V126H226ZM230 125H232V124H230ZM230 125H229V127H230ZM236 125V124H235ZM261 125V124H260ZM91 126V127H92ZM122 126V125H121ZM135 126V127H136ZM155 126H157L156 125V123H155ZM160 126H161V124H160ZM162 126H164V125H162ZM192 126V127H191ZM208 126H209V123H208ZM214 126V125H213ZM262 126V125H261ZM5 127H7L6 129H5ZM10 127V128H9ZM17 127H16V129H17ZM27 127V126H26ZM30 127V126H29ZM38 127H40V125L38 126ZM37 126H36V128H38ZM58 127V126H57ZM68 127V130L66 129ZM72 127V128H71ZM77 127H78V129L80 130V131H76V129H77ZM95 127H93V129L95 128ZM102 127V128H103ZM106 127V126H105ZM105 127H104V129H105ZM132 127L134 128V130H135V127L133 126V124H132ZM132 127H130V128H132ZM169 127L170 128H172L171 130H169ZM183 127V126H182ZM197 127V126H196ZM202 127H204L203 125H202ZM206 127V126H205ZM215 127V126H214ZM232 127V126H231ZM264 126H262V128H263ZM9 128V129H8ZM18 128V129H19ZM41 128V127H40ZM75 128V129H74ZM90 128V127H89ZM117 128V127H116ZM121 128V127H120ZM126 128H128V127H126ZM126 128H124V129H122V131L123 130H127ZM130 128H128V130L130 129ZM133 128L132 129H130V130H133ZM142 128V130L139 128L138 130H140V131H138V130H136V131H138V133L139 134H135L136 133V131H133V133L136 135H134L133 133H131V134H133L134 136H132V137H141V134H142V131H143V129H145L144 128V126L143 127H141ZM147 128V127H146ZM156 128V127H155ZM161 128V127H160ZM163 128V129H164ZM184 128H186L185 127V125H184ZM195 128V127H194ZM217 128H215V129H217ZM241 128V127H240ZM73 129L75 130L74 131V133H72L73 132ZM88 129V128H87ZM86 129V130H87ZM92 129V130H93ZM113 129H115V128H113ZM150 129V128H149ZM163 129H161V130H163ZM182 129V128H181ZM200 129H201V127H200ZM203 129V128H202ZM209 129H210V127H209ZM226 129H228V127L226 128ZM244 129V128H243ZM251 129V128H250ZM255 129V128H254ZM258 129V128H257ZM6 130V131H7ZM30 130H31V128H30ZM38 130H40V129H38ZM47 130L45 131H43V130H41L40 132L42 133L41 135H43V134H45V135H43L44 137H40L41 139L42 138H45L46 137V135L49 133H47ZM67 130V131H66ZM69 130L71 131L70 133H72V134H70L69 133V135L68 134H66V132L68 133L69 132ZM95 130V129H94ZM93 130V132H94V134H95V132H98V131H100L99 129H96V131H94ZM98 130V131H97ZM118 130H119V128H118ZM148 130V129H147ZM147 130H146V132H147ZM154 130V129H153ZM152 130V131H153ZM159 130V129H158ZM211 130V129H210ZM212 130L214 131V129L212 128ZM211 130V132H213ZM221 130L219 131V132H221ZM235 130V129H234ZM261 130V129H260ZM264 130V129H263ZM29 130H27V132H28ZM31 131H33L34 133H36V131H35V129L33 130V128H32V130ZM83 131H85V130H83ZM88 131H89V129H88ZM91 131V130H90ZM103 131V130H102ZM106 131V130H105ZM114 131V130H113ZM116 131V130H115ZM119 131H121V130H119ZM119 131H117V132H119ZM122 131L120 132L121 134H119V133H116V135H123L122 134ZM196 131V130H195ZM203 131V130H202ZM201 131V132H202ZM226 131V130H225ZM230 131V130H229ZM241 131V130H240ZM253 131V130H252ZM256 131V130H255ZM26 132V131H25ZM26 132V135L29 137V132L27 133ZM45 132V133H44ZM87 131H85V133H86ZM110 132V131H109ZM124 132V131H123ZM130 132H132V131H130ZM140 132H141V134H140ZM178 131H176V133H177ZM181 132V131H180ZM208 133H209V131H207ZM216 132V131H215ZM224 132V131H223ZM234 132V131H233ZM243 132V131H242ZM264 132V131H263ZM32 133V132H31ZM30 133V134H31ZM85 133H82L83 134V136H82V134H81V136L80 137H82L83 139L85 138L84 136H85ZM98 133H100V132H98ZM115 133H113V134H115ZM144 133V132H143ZM158 133H160V134H158ZM182 133H185V130H183V132ZM181 133V134H182ZM191 133V132H190ZM194 133H196V132H194ZM204 133V136L205 135H208V133H206L205 134V132H202V134ZM23 134V133H22ZM106 134H108V133H106ZM125 134H127L128 135V133L127 132H125ZM124 134V135H125ZM148 134H150L149 132H148ZM161 134H162V132H159V131H156V133H155V135H156V137H152V139L154 140L155 139V142L154 143H162L163 144V142L165 141V140H167V141H170L171 142V140L169 139V137H167L168 139H166V134H165V136H162L161 138H160V136H161ZM168 134V133H167ZM186 134V133H185ZM192 134H193V132H192ZM198 134V133H197ZM243 134V133H242ZM257 134V133H256ZM261 134V133H260ZM21 135V134H20ZM25 135V136H26ZM33 135V133L31 134V136L30 137H32L31 139H35L36 138V134H34L35 135V138H33L34 137V135ZM56 135L57 134H55V135H51V137L53 136H55V138H52V139H56V140H58L57 138H56ZM57 135V136H58ZM87 135V134H86ZM88 135H89V132H88ZM87 135V136H88ZM102 135H103V133H102ZM115 135V136H116ZM119 135H118V137L117 138H119ZM123 135V136H124ZM137 135H139V136H137ZM147 135V134H146ZM152 135H154V133H152ZM154 135V136H155ZM157 135H159L158 137H159V139L157 140L156 138H157ZM210 135V134H209ZM264 135V134H263ZM24 135H21L20 136V138H18V136H16L18 139H9L8 140V138H9V136H6L5 135V137H8L7 139L5 138H3L0 142H2V145H3V147H1L0 146V149H1V153L3 154V152L5 151V154H3V155H6L7 156V154H11L12 155V152H17V151H15V150H17V147L18 146H20L18 149H19V151L22 149V147H24L23 148V151L21 150V152H24L25 150H31L30 148H29V146L31 145V141L33 142V140H31V141H28L29 139H30V137H29V139L27 140V137H25V138H21V137H23ZM66 136H67V138H66ZM68 136H72V138H73V141H72V138L71 139H69L68 138ZM86 136V137H87ZM91 136V135H90ZM95 136H96V134H95ZM99 136V135H98ZM104 136V135H103ZM108 136V135H107ZM111 136V135H110ZM121 136L120 137V141H122V140H125V138L126 139H129L130 138V140L129 141H132L133 139H131V137H130V135H128L129 136V138L126 136ZM148 136V135H147ZM197 137H198V135H196ZM202 137V138H205V137ZM211 136V135H210ZM213 136H215V135H212V137ZM218 136V135H217ZM0 137V138H1ZM47 137H49V135H47ZM47 137L44 139V142H47V141H45L46 139H47ZM149 137V136H148ZM148 137L146 138V139H148ZM151 137V136H150ZM149 137V138H150ZM164 137H165V140H163L164 139ZM191 137V136H190ZM211 137V138H212ZM263 138H264V136H262ZM39 138V139H40ZM103 138V137H102ZM142 138V137H141ZM173 138V137H172ZM187 138V137H186ZM193 138V137H192ZM194 138H196V137H194ZM200 138H201V134H200ZM214 138V137H213ZM212 138V139H213ZM226 137H224V139H225ZM40 139V140H41ZM50 139V137L48 138V143L49 144H51V143H54L55 144V146H57V149L59 150L60 148H61V144L62 143H64V141L62 142V139H61V141L60 142H62V143H60L59 144V142L58 141H55V142H52V140H49ZM86 139V138H85ZM90 139V138H89ZM100 139V138H99ZM104 139H105V137H104ZM113 139H115V138H113ZM138 139V138H137ZM140 139V138H139ZM138 139V140H139ZM162 139V140H161ZM199 139V138H198ZM82 140V139H81ZM92 140V139H91ZM111 140V139H110ZM116 140V139H115ZM135 140V139H134ZM145 140V139H144ZM149 140V139H148ZM153 140H151L152 142H153ZM161 140V141H160ZM175 140V139H174ZM178 140V139H177ZM176 140V141H177ZM184 140V139H183ZM182 140V141H183ZM202 140V139H201ZM254 140H256L255 138H254ZM257 140H258V138H257ZM26 141H28V143L26 142ZM39 141V140H38ZM43 141V140H42ZM49 141H51V142H49ZM112 141H114V140H112ZM112 141H110V143L112 142ZM126 141V140H125ZM136 141V140H135ZM160 141V142H159ZM167 141H165V143L167 142ZM173 141V140H172ZM176 141L174 142V143H176ZM205 141V140H204ZM206 141H208V140H206ZM249 141V140H248ZM252 141H253V138H252ZM26 142V143H25ZM30 142V143H29ZM41 141H39V142H37L38 144L40 143ZM44 142L43 143H41V144H39L40 146H41V148L40 149H45L46 148V150L48 149V148H50L49 149V151H46L45 152V150H42V155L44 154V156H45V154L47 153V152H49V154L48 155H46L47 157L45 158L47 161H48V163H50L52 160H53V158H57V157H60L59 155L61 154V152L62 151H59L60 153L58 154V152H56V147H52V146H50V147H48L49 145H48V143H45L44 144ZM56 142L58 143L57 145H56ZM68 142H66V143H64V144H66L68 147L66 148V149H68V152L70 153V152H73V151H77V149L79 148L78 146V144H76V149L74 148L75 147V145H72V143L70 142V144L68 145ZM95 141L93 140V143H94ZM107 142V141H106ZM115 142V141H114ZM133 142V141H132ZM190 142V141H189ZM193 142V141H192ZM192 142H190V143H192ZM203 142V141H202ZM209 143H210V141H208ZM34 143V142H33ZM89 143H91V142H89ZM109 143V142H108ZM124 143V142H123ZM134 144H135V142H133ZM132 143V144H133ZM136 143H137V145H138V143H140V142H137L136 141ZM160 143V145L159 146H162V144ZM169 143V142H168ZM195 143H196V141H195ZM197 143H199V142H197ZM204 143V142H203ZM206 143V142H205ZM204 143V144H205ZM215 143V142H214ZM234 143V142H233ZM238 143H239V141H238ZM247 143V142H246ZM260 143H262V141L260 142ZM24 144H30L29 146H23ZM64 144H62V146L64 145ZM80 144V143H79ZM115 144H117V143H115ZM126 144H128L127 143V141H126V143L125 144H122V143H120V145H122L123 147L125 146V148H126ZM170 144V143H169ZM184 144V143H183ZM200 144V143H199ZM212 144V143H211ZM240 144V143H239ZM241 144H242V142H241ZM244 144V143H243ZM250 144V143H249ZM1 145V144H0ZM34 145V147H35V144H33ZM38 145V146H39ZM42 145H43V147H45V148H43L42 147ZM72 146L71 148H69V146ZM85 145L88 147V145L85 143ZM106 145V146H105ZM104 145V147L105 148H109V146H108V144H105ZM112 145V144H111ZM110 145V146H111ZM137 145H134V146H137ZM151 145V144H150ZM171 145H172V142H171ZM171 145H170V147H171ZM197 145V144H196ZM206 145L208 146V143H206ZM210 145V144H209ZM225 145V144H224ZM248 145V144H247ZM246 145V146H247ZM250 145H253V142H252V144H250ZM257 145V144H256ZM16 146V147H15ZM32 146V145H31ZM47 146V147H46ZM54 146V145H53ZM108 146V147H107ZM115 146V145H114ZM113 146V147H114ZM118 144L115 146L116 148H117V150H118V152H119V150H121L123 147L121 146V149H120V146H118ZM179 146V144L177 145V147ZM194 146H195V144H194ZM223 146V145H222ZM234 146H235V144H234ZM238 146V145H237ZM245 146V145H244ZM258 146V145H257ZM7 148V149H5L3 152H2V148ZM10 147H12V148H10ZM59 147V148H58ZM94 147V146H93ZM93 147L91 148L92 150H93ZM114 147V148H115ZM128 147V146H127ZM130 147H131V145H130ZM130 147H128V148H130ZM173 147V146H172ZM176 147V148H177ZM198 146H196L195 148H197ZM218 147V146H217ZM225 147V146H224ZM250 147V146H249ZM256 146H254V148H255ZM29 148V149H28ZM53 150H52V149ZM65 148V147H64ZM82 148V147H81ZM90 148L89 149H86V148H84V149H80L79 151H81V150H83L84 152L82 153L81 152V154H85L84 156H88V155H86V154H90V153H94L95 152V150L94 151H89V153L88 152H85V149H86V151L87 150H90ZM100 148H102V147H100ZM110 148H112V146L110 147ZM109 148V149H110ZM114 148H112V150L114 149ZM119 148V149H118ZM138 148H140L139 146H138ZM175 148V146L173 147V149ZM180 148V147H179ZM189 148H191V147H189ZM200 148V147H199ZM198 148V149H199ZM214 149H218V148H215V147H213ZM220 148V147H219ZM226 148H227V146H226ZM230 148H232V146L230 147ZM244 148V147H243ZM11 149H12V151H11ZM25 149V150H24ZM35 149V148H34ZM72 151H71V150ZM127 149V148H126ZM133 149H135V148H133ZM172 149V148H171ZM188 149V148H187ZM36 150V149H35ZM38 150H39V148H38ZM53 152H51V151ZM57 150V151H58ZM61 150V149H60ZM70 150V151H69ZM123 150V149H122ZM130 150L131 149H129V152L127 151V152H125V154L127 153H131L130 152ZM175 150V149H174ZM194 150V149H193ZM210 150V149H209ZM223 150H224V148H223ZM226 150V149H225ZM230 150V149H229ZM261 150V149H260ZM8 151H10L9 153H8ZM64 151V150H63ZM66 151L67 150H65V153H66ZM100 151V150H99ZM133 151V150H132ZM199 151V150H198ZM197 151V152H198ZM207 151V150H206ZM213 150H211V152H212ZM219 151V150H218ZM220 151H222L221 150V148H220ZM26 152V151H25ZM30 152H32V151H30ZM39 152H40V150H39ZM51 152V153H50ZM54 152H55V155H58L57 157L55 156V155H53L54 154ZM98 152V151H97ZM102 154H103V150L101 149V151H100ZM114 152H115V150L114 151H112V152H106L107 154L108 153H110L109 154V157H111V158H114L115 157V154H114ZM122 152H124V150L122 151ZM121 152V153H122ZM200 152V151H199ZM215 152V151H214ZM231 152V151H230ZM235 152V151H234ZM1 153H0V156H1ZM15 153H13V154H15ZM27 153V152H26ZM34 153V152H33ZM80 153V152H79ZM92 153V154H93ZM111 153H112V155H111ZM205 153V152H204ZM218 153V152H217ZM223 153V152H222ZM227 153V152H226ZM32 154V153H31ZM36 154H37V152H36ZM67 154V153H66ZM65 154V155H66ZM81 154H78V156L77 155H74V157L73 156H71V158H70V156H69V158H68V160H67V158H65L64 160H63V162H67V161H69L70 162V160H72V162H74V160L76 161L77 159H78V157H80V159H78V162L76 163V162H74V163H76V164H78L79 162H80V160H81V158H83V155L82 156H80ZM97 154V153H96ZM101 154V155H102ZM107 154H104V155H107ZM117 154V153H116ZM120 154V153H119ZM119 154H118V156H119ZM127 154H126V157H127ZM194 154H196V153H194ZM207 154H208V152H207ZM225 154V153H224ZM231 154V153H230ZM2 155V156H3ZM22 155H24V154H22ZM35 155V154H34ZM39 155V154H38ZM40 155H41V153H40ZM97 155H99L100 156V154L98 153ZM96 155V156H97ZM114 155V157H112ZM123 153L122 154H120V160L122 159L123 160V158H121V157H123ZM131 155H133V154H128V156H129V158H131ZM208 155H210L211 156V154H208ZM214 155H215V153H214ZM218 155V154H217ZM222 155V154H221ZM227 155H229L228 153H227ZM254 155V154H253ZM20 156H21V154H20ZM27 155H25V157H26ZM31 156V155H30ZM30 156H28L29 157V160H28V162H30ZM51 156V158L49 159L48 157H50ZM53 156V157H52ZM63 156V155H62ZM61 156V157H62ZM75 156H77V157H75ZM96 156H95V158H96ZM117 156V155H116ZM117 156V157H118ZM195 156V155H194ZM196 156H197V154H196ZM199 156H200V154H199ZM206 156V155H205ZM38 156H33V161H34V159L35 158H37ZM60 157V158H61ZM89 157V156H88ZM88 157H84V158H86L85 159V161L84 160H81V162L83 161L85 164H82V165H84V167H86L87 168V166H85L86 165V163H88V166H90V164H91V166L94 164H96V162L99 160H97L96 159V162H94L93 163V159L91 158V156H90V158H91V160H92V162H91V160L90 159H88L89 161H90V163L88 162V160H87V158ZM98 157V156H97ZM101 157V156H100ZM102 157H103V155H102ZM101 157V158H102ZM106 157H108V156H106ZM217 157V156H216ZM228 157V156H227ZM238 157V156H237ZM260 157V156H259ZM258 157V158H259ZM1 158H2V160H3V158H4V156L3 157H0V161H1ZM9 158V157H8ZM7 157L5 158V159H8ZM31 158H32V156H31ZM39 158V157H38ZM63 158V157H62ZM73 158H74V160H73ZM83 158V159H84ZM100 158V159H101ZM104 158V157H103ZM129 158L127 157L125 160H126V163L128 164V160H129ZM197 158H198V156H197ZM209 158V157H208ZM212 158V157H211ZM214 158V157H213ZM230 158V157H229ZM234 158V157H233ZM4 159V160H5ZM41 159H43L42 157L40 158V160ZM45 159L44 160H42V161H44L45 162ZM70 159V160H69ZM108 160H109V158H107ZM195 160V158H192V160ZM201 159V158H200ZM226 159V158H225ZM247 159H249V158H247ZM260 159V158H259ZM40 160H38V159H36V162L37 163H34L33 161H31L30 162V164L29 165H27V167L29 166V168L30 167H32V166H39L38 164H39V162H40ZM49 160H51V161H49ZM55 160V163H54V161H52L53 163L52 164H55V166L57 165V163H58V161H56V159H54ZM57 160H59L58 158H57ZM103 160H106V159H103ZM119 160V159H118ZM125 160H123L124 162H125ZM188 160V159H187ZM186 160V162H188ZM222 160H224V159H222ZM261 160V159H260ZM7 161V160H6ZM10 161V160H9ZM15 161V159H13V161L11 160L10 162H12V163H16L15 165H17L18 166V164H19V166H21V164L19 163L20 161H18L17 162V160H16V162H14ZM26 161H27V159H26ZM46 161V162H47ZM95 161V160H94ZM113 161V160H112ZM123 161H121L122 162V164H126V163H123ZM196 161V160H195ZM213 161V160H212ZM215 161H216V159H215ZM219 161H220V159H219ZM237 161V160H236ZM235 161V162H236ZM8 162V161H7ZM9 162V163H10ZM21 162H23L22 160H21ZM28 162H26V164H28ZM57 162V163H56ZM59 162H61V160H59ZM63 162H61V164L64 166V164H63ZM65 162V163H66ZM71 162V163H72ZM105 162H107V161H104V163L103 164H105ZM110 162V161H109ZM119 162V161H118ZM120 162V163H121ZM136 162V161H135ZM207 162V161H206ZM235 162H234V164H235ZM250 162V161H249ZM3 163H5V165H6V162H3ZM9 163H8V165H9ZM11 163V164H12ZM18 163V164H17ZM43 162H41L40 163V165L42 164ZM73 163V164H74ZM93 163V164H92ZM108 163V162H107ZM112 163V162H111ZM120 163H118V164H120ZM129 163H131V162H129ZM198 163H201V162H198ZM208 163H210L209 162V160H208ZM257 163H258V161H257ZM10 164V165H11ZM26 164H25V166H26ZM34 164V165H33ZM44 164V163H43ZM60 164V165H61ZM76 164H74V166L73 167H75L74 168V171H68L69 170V167L71 168V165H70V163H69V165L70 166H68V164H66L67 165V170L65 171L66 172V174L67 175H69V176H67V178L69 177V179H70V177H72V180H68V182L70 181V183L68 184V185H71L72 186V188L75 186V183L78 185V181H81L82 182V180H81V178L79 179L78 177H80V175H82V170H83V168L84 167H82L81 165H80V168H82L81 169V171L79 170L80 168L76 165ZM113 164V163H112ZM115 164H117L116 162L114 163V165ZM127 164H126V166H127ZM132 164V163H131ZM133 164H134V162H133ZM239 164V163H238ZM264 164V163H263ZM4 164H3V167L5 166ZM32 165V166H31ZM46 166H49L48 167V169H47V167L45 168L44 167V171L43 170H41V171H38L39 173H41V175L43 176H41L40 178H46V176H48V174H50L51 173V176L52 177H57L58 176V179L59 180H61L59 183L58 182H56V181H54L53 179H52V177H51V180H53V181H51L50 180V178H49V180H50V182H47V184L46 183H44V180H42V182H43V184H45L46 186L48 185V187H50V189H52V190H54L58 185H56L57 183L59 184V188L61 187H64V186H66L65 184H67V183H64L63 181H66L65 179H63L62 177L63 176H61V174L63 173L60 169V172L58 173V169H57V167L59 166H57L56 167V169L54 170V168H53V166L50 164V165H48V164H45ZM61 165V166H62ZM76 165V166H75ZM79 165V164H78ZM100 165V164H99ZM121 165V164H120ZM130 165V164H129ZM211 165V164H210ZM225 165V164H224ZM260 165V164H259ZM259 165H257V166H259ZM13 166V165H12ZM12 166H11V168H12ZM17 166H13L14 168L16 167L17 168ZM18 166V167H19ZM25 166H24V168L22 169V170H24V169H27L28 170V168H25ZM32 167V168H30L29 170H30V174H28L29 175V177H31L30 175H32L33 173V175H40L39 173H36L37 171L36 170H40L42 167V165L40 166V167H38V169H37V167ZM44 166V165H43ZM52 166V168H53V171H54V173H55V171L58 173V175H56V173L54 174V173H52L51 171H52V169L50 168ZM61 166H59L60 168H62ZM113 166V165H112ZM207 167H208V165H206ZM205 166V168H207ZM215 166V165H214ZM228 166V165H227ZM261 166H262V163H261ZM8 168V166H5V168ZM23 167V166H22ZM58 167V168H59ZM73 167L71 168V170H73ZM79 168V169H76V168ZM97 167V166H96ZM95 167V168H96ZM102 167V166H101ZM104 167V166H103ZM212 167V166H211ZM251 167V166H250ZM255 167V166H254ZM260 167V166H259ZM34 168H35V170H34ZM49 168H50V170H49ZM63 168H65V166L63 167ZM65 168V169H66ZM86 168H85V170H86ZM200 168H202V166L200 167ZM204 168V167H203ZM229 168V167H228ZM227 168V169H228ZM1 169V168H0ZM8 169H10V167L8 168ZM13 169V168H12ZM20 169V168H19ZM32 169V170H31ZM76 169V170H75ZM89 169H90V167H89ZM104 169V168H103ZM112 168H109V170H111ZM207 169H209V168H207ZM211 169V168H210ZM209 169V170H210ZM213 169V168H212ZM232 169V168H231ZM250 169V168H249ZM258 169V168H257ZM17 169H15V170H13V173H15V174H18L19 172H15ZM26 170V171H27ZM28 170V171H29ZM49 171V172H47V171ZM62 170H64V169H62ZM78 170V173H76V171ZM96 170V169H95ZM109 170H107L108 172H109ZM189 170H190V168H189ZM209 170H208V172H209ZM245 170V169H244ZM251 170H252V168H251ZM256 170V169H255ZM2 170H0V172H1ZM8 171H10V170H8ZM7 170H6V172H8ZM12 171V170H11ZM32 171H34L33 173H32ZM36 171V172H35ZM80 171V172H79ZM91 170H89L88 172H90ZM106 171V170H105ZM191 171V170H190ZM194 171V170H193ZM192 171V172H193ZM203 171H205V169H203L202 171H201V173L203 172ZM257 171H259V170H257ZM261 171H263V169H261ZM260 171V172H261ZM65 172H64V174L63 175H65ZM70 174H69V173ZM75 173V175H73V174H71V173ZM107 172V173H108ZM191 172V173H192ZM221 172V171H220ZM223 172V171H222ZM252 172V171H251ZM256 172V171H255ZM4 173H5V171H4ZM11 172H9L8 174H7V176L5 175V176H3V178L2 179H8V177L11 175L10 174ZM42 173H46L45 175H43ZM87 173V172H86ZM244 173V172H243ZM246 173H248L247 172V170H246ZM257 173V172H256ZM6 174V173H5ZM10 174V175H9ZM26 174V173H25ZM77 174H80V175H77ZM91 174V173H90ZM119 174V173H118ZM203 174V173H202ZM228 174H230V173H228ZM238 174V173H237ZM250 174L251 173H249V175L248 176H250ZM32 175V176H33ZM56 175V176H55ZM76 175H77V178L78 179H76ZM108 175V174H107ZM124 175V174H123ZM184 175V174H183ZM204 175V174H203ZM207 175V174H206ZM219 175V174H218ZM254 175V174H253ZM253 175H251L250 177H252ZM257 175H258V173H257ZM264 175V174H263ZM16 176V175H15ZM50 176V175H49ZM48 176V177H49ZM66 176V175H65ZM64 176V177H65ZM128 176H129V174H128ZM186 176V175H185ZM189 176V175H188ZM205 176V175H204ZM203 176V177H204ZM208 176V175H207ZM215 176V175H214ZM225 176H226V174H225ZM238 176V175H237ZM244 176V175H243ZM259 176H260V174H259ZM258 176V177H259ZM6 177V178H5ZM21 177V176H20ZM36 178H37V176H35ZM75 177V178H74ZM83 177V176H82ZM85 177V176H84ZM83 177V178H84ZM183 177V176H182ZM190 177V176H189ZM247 177V176H246ZM261 177V176H260ZM259 177V178H260ZM11 178V177H10ZM35 178V179H36ZM39 178V177H38ZM38 178H37V180H38ZM61 178V179H60ZM77 181V182H75V180ZM91 178H92V176H91ZM124 178V177H123ZM123 178L121 179L120 178V182H119V184H118V186L119 187H122V188H124L125 187V185L126 186H128V185H130V184H128L129 182H127L126 183V179L127 178H124V180H123ZM132 178V177H131ZM216 178V177H215ZM225 178H228V175H227V177H225ZM242 178V177H241ZM248 178V177H247ZM259 178H258V180H259ZM16 179V178H15ZM19 178H17V180H18ZM32 179V178H31ZM35 179L33 180V181H35ZM57 179V178H56ZM63 179V180H62ZM214 179V178H213ZM221 179V178H220ZM255 179V178H254ZM10 180H14V178L12 179H10ZM39 180H41V179H39ZM47 180V179H46ZM48 180V181H49ZM87 180V179H86ZM205 180V179H204ZM206 180H209V178H207ZM217 180V179H216ZM215 180V181H216ZM227 180V179H226ZM264 180V179H263ZM19 181V180H18ZM17 181V182H18ZM58 181V180H57ZM71 181H74V182H72L73 183V185H72V183H71ZM134 181V180H133ZM210 181V180H209ZM214 181V182H215ZM11 182H13V181H11ZM35 182H37V181H35ZM35 182H33V184H38V183H35ZM46 182V181H45ZM55 182H56V184H55ZM61 182H63V184H64V186H63V184L61 185ZM84 182V181H83ZM82 182V183H83ZM89 182V181H88ZM123 182H125L126 184H124ZM211 182H212V180H211ZM260 182V181H259ZM41 183V182H40ZM51 184V186H54V184H55V187H52L51 188V186L49 185V184ZM54 183V184H53ZM82 183H80V185L82 184ZM114 183V182H113ZM258 183V182H257ZM42 184V183H41ZM83 184H85V182L83 183ZM115 184V183H114ZM117 184V183H116ZM121 184H122V186H121ZM124 184V185H123ZM17 185V184H16ZM88 185H89V183H88ZM262 185V184H261ZM260 185V186H261ZM36 186V185H35ZM38 186H39V184H38ZM37 186V187H38ZM44 187L45 188V190H46V188L47 187ZM81 186H83V185H81ZM80 186V187H81ZM117 186V185H116ZM124 186V187H123ZM262 186H264V185H262ZM261 186V187H262ZM37 187H36V189H37ZM76 187V186H75ZM79 187V186H78ZM79 187V188H80ZM89 187V186H88ZM96 192H97V187L96 188H94V186H91ZM114 187V186H113ZM131 187V186H130ZM59 188H57L59 191L61 190V188L59 189ZM68 188V186H66V188L65 189H67ZM117 188V187H116ZM39 189V188H38ZM37 189V190H38ZM64 189V190H65ZM69 189V191H71V190H73V189H71L70 190V187L68 188ZM74 189H76V188H74ZM118 189V188H117ZM124 189H127V187H125ZM131 189V188H130ZM134 189V188H133ZM132 189V190H133ZM39 190H42V188H40ZM49 189H47L46 191H48ZM56 190V189H55ZM54 190V191H55ZM58 190H56V192L58 191ZM78 189H76V191H77ZM79 190H81V188L79 189ZM86 190H87V188H86ZM90 190V189H89ZM93 190V191H94ZM119 190V189H118ZM128 190V189H127ZM65 191H67L68 192V194H69V191L68 190H65ZM65 191H62V192H65ZM75 191V192H76ZM91 191V197L92 198H98V197H96L97 195H93V194H95L96 192H92V189L90 190ZM108 191H109V189H108ZM111 191H113V190H111ZM123 190H121V192H122ZM262 191V190H261ZM74 191H72L71 193H73ZM78 192H80V191H77V193ZM117 192H119V191H116V193ZM52 193V192H51ZM54 193V192H53ZM61 193V192H60ZM69 194V196H71V198L72 197H74L73 195L74 194ZM87 193H88V190H87ZM90 193V192H89ZM125 193V192H124ZM123 193V194H124ZM131 193V192H130ZM129 193V194H130ZM57 194V193H56ZM65 194V193H64ZM107 194V193H106ZM58 195V194H57ZM66 195V194H65ZM77 195V194H76ZM80 195V194H79ZM102 195V194H101ZM116 195V194H115ZM262 195H264V194H262ZM50 196H51V194H50ZM53 196H54V194H53ZM64 196V195H63ZM82 196V195H81ZM81 196H79V197H81ZM86 196V195H85ZM90 196V195H89ZM94 196V197H93ZM103 196V195H102ZM105 196V195H104ZM117 196V195H116ZM119 196V195H118ZM120 196H122V195H120ZM125 196V195H124ZM251 195H249V197H250ZM248 197V196H247ZM263 198H264V196H262ZM262 197H261V199H262ZM51 198H52V196H51ZM59 198H61V200H60V203H63V199L62 198H64V197H62V195H59ZM101 198V197H100ZM120 198V197H119ZM65 199V198H64ZM74 199H76V198H74ZM78 199V198H77ZM80 199V198H79ZM52 200V199H51ZM124 200V199H123ZM253 200V199H252ZM56 201H58V199L56 198ZM264 201V200H263ZM54 202H55V200H54ZM250 202H253V201H250ZM249 202V203H250ZM260 203H262L261 201H260ZM63 204H66V203H63ZM248 203H246L245 205H247ZM263 204V203H262ZM57 204H55V206H56ZM244 205V204H243ZM250 205H252L251 203H250ZM250 205H249V207H250ZM255 205H257V204H255ZM248 206V205H247ZM264 206V205H263ZM262 206V207H263ZM57 207H59V202H58V205H57ZM56 207V208H57ZM64 207V206H63ZM253 208V207H252ZM59 209H62V207L60 208L59 207ZM250 209V208H249ZM256 209V208H255ZM262 209H264V207L262 208ZM252 210V209H251ZM262 211V210H261ZM264 212V211H263ZM259 213V212H258ZM64 214V213H63ZM66 214H67V212H66ZM66 214H65V218H66ZM259 215V214H258ZM261 215V214H260ZM68 216V215H67ZM70 217H71V215H69ZM63 217V218H64ZM74 217V216H73ZM264 217V216H263ZM78 217H76L75 219L76 220H78L77 219ZM71 220L73 219V218H70ZM69 219V220H70ZM61 220H64L65 221V219H61ZM66 220H67V218H66ZM213 220V219H212ZM68 221V220H67ZM74 220H72V223H74L75 224V221L73 222ZM71 222V221H70ZM77 222V221H76ZM206 222V221H205ZM66 224L65 225H67V224H69L68 222H65ZM71 223V224H72ZM207 223V222H206ZM211 223H213L212 221H211ZM62 224V223H61ZM208 224V223H207ZM214 224V223H213ZM57 225V224H56ZM60 226V225H59ZM62 226V225H61ZM208 227H210V226H208ZM212 227V226H211ZM261 227H263V226H261ZM62 228V227H61ZM264 233V232H263ZM66 234V233H65ZM67 235V234H66ZM69 236V235H68ZM60 237V236H59ZM63 237V236H62ZM67 239H66V238ZM64 237V239H66V240H68L69 238L67 237V236H65ZM54 239V238H53ZM52 239V240H53ZM60 239H62L61 237H60ZM38 240V239H37ZM36 240V241H37ZM41 240V239H40ZM50 241H51V239H50ZM62 241H64V240H62ZM72 240H70V242H71ZM42 242H44L43 240H42ZM61 242V241H60ZM69 242V243H70ZM45 243H48V242H45ZM45 243H43V244H45ZM66 244H67V242H65ZM65 243H63L62 242V244H65ZM76 243H77V241H76ZM75 242H73V244L74 245H77L78 246V244H76ZM80 243V242H79ZM42 244V243H41ZM50 244V243H49ZM65 244V245H66ZM40 245V244H39ZM46 245V244H45ZM51 245V247H52V244H50ZM50 245L48 246V247H50ZM70 245V244H69ZM42 246V245H41ZM44 246V245H43ZM56 246V245H55ZM54 246V247H55ZM60 246V245H59ZM59 246H56V247H59ZM80 246V245H79ZM50 247V248H51ZM53 247V248H54ZM56 247H55V250L57 251V249H56ZM63 247V246H62ZM70 246H68V248H69ZM75 247V246H74ZM82 247V246H81ZM38 248H39V246H38ZM40 248H42V247H40ZM53 248H51V252H52V254L54 253L53 251L54 250H52ZM78 248V247H77ZM34 249V248H33ZM36 249V248H35ZM44 249H45V251H46V248H43L42 250H43V254L42 255H44V254H46L47 252V255L46 256H48V258H46V262H47V259H51V260H53L52 258H50V257H53L51 254H49L50 252H49V249H47V252L45 253L44 252ZM61 249V248H60ZM59 249V251H61ZM64 249V248H63ZM63 249H62V252H63ZM78 249H80V248H78ZM65 250V249H64ZM71 250H73V249H71ZM87 250H88V248H87ZM38 251H41L40 249L38 250ZM79 251V250H78ZM89 251V250H88ZM34 252V253H33ZM33 252H32V254H33V256L34 255H36V253H35V251L33 250ZM42 252V251H41ZM72 252H74V251H72ZM71 252V253H72ZM37 254H38V252H37ZM55 254V256L56 255H58L59 253H54ZM64 254H65V252H64ZM66 254H69V255H71L70 253H68V249H67V251H66ZM64 255V256H67V255ZM74 254V253H73ZM40 255V254H39ZM39 255H36L37 257L39 256ZM51 255V256H50ZM60 255V254H59ZM62 255V254H61ZM32 256V255H31ZM35 256V257H36ZM63 256V257H64ZM72 257H74V255H71ZM78 256H81V255H78ZM58 257V256H57ZM56 257V259L57 260H54L55 262L57 261V263H61V264H64L63 263V259L61 258V260H60V262H58V259L59 258H57ZM72 257H70V259L71 260H73L72 259ZM75 257H76V255H75ZM85 257V255L83 256V257H79L78 258V261H79V259L81 258H84ZM64 258H66V261L64 260V262H65V264H67V257H64ZM69 258V257H68ZM32 259H33V257L31 258V261H32ZM39 259V258H38ZM86 259V258H85ZM40 260V259H39ZM51 260H50V262H51ZM74 260H77V259H74ZM30 261V260H29ZM35 260H33L32 262H34ZM44 261H45V259H44ZM53 261V262H54ZM82 261H83V259H82ZM32 262H29V263H31L32 264ZM49 262V261H48ZM68 262H69V260H68ZM71 262V261H70ZM81 262V261H80ZM35 264L36 263H38V260H37V262H34ZM33 263V264H34ZM40 263H42L43 264V262H41L40 261ZM56 263V264H57ZM75 263V262H74ZM49 264V263H48ZM55 264V263H54ZM69 264V263H68ZM73 264V263H72ZM75 264H77V263H75Z\"/></svg>",
  "mask_w": 264,
  "mask_h": 264
}]
</instances>
